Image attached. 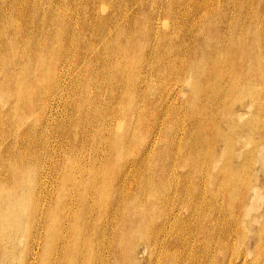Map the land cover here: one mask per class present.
Wrapping results in <instances>:
<instances>
[{
    "label": "rangeland",
    "instance_id": "obj_1",
    "mask_svg": "<svg viewBox=\"0 0 264 264\" xmlns=\"http://www.w3.org/2000/svg\"><path fill=\"white\" fill-rule=\"evenodd\" d=\"M22 1H24V3ZM75 1L77 3L75 2V4H74V0H66V1H64V0H62V1L61 0H32V1L31 0H26V1L25 0H20V1L19 0H16V1L15 0L14 1L13 0H0V24H2V25H0V42H1L0 43V89H1L0 90V158H1L0 163L1 164L0 165L4 164L3 166H0V173H1L0 174L1 175L0 176V238L3 237L0 239V243H2V245L0 244V247H1L0 252H1V250H2V252L7 251V250H8L7 252L10 251L9 255L12 257L11 259L14 260V261H12L11 264H13L14 262H15V264H89V263L93 264L92 262H89V263L86 262V259H87L86 252L88 253L87 248L89 246L88 245L89 237L94 236L95 244L96 245L98 244V247L94 253L92 251L88 255L93 256L94 258H97L100 255V257L103 259L106 256L107 264H117V263L118 264H134V262H133L134 259H131L130 256L135 257L138 260L136 264H138V263L139 264H149L148 263L149 253L147 254V252H149V251H147V252H146V250L144 251V246H143L144 243L146 241H149V240H150V244H149L150 246L149 247L153 251V254L149 258L150 260L153 261V263L151 262L152 264H156V263L157 264H164L163 263L164 261L161 260L162 259L161 257L163 256V253H164L163 250H165V249H166V251H172L171 253H175V252L179 253V254L177 253L178 255L176 254L177 255V259L175 262L176 264L178 263V260H179V262L181 260L182 264H222L223 260L221 258V253H222L221 247H222L224 242H225L226 246H228V248H229L228 252H225V254L226 253H227V255L232 254L231 258L233 260H235L236 255H240V254L242 255L244 253L245 245H246V243L249 242L246 240L247 239L246 234H249L248 233L249 232L248 231V228H249L248 219L251 217V215L253 216V214L255 213L254 209H251L249 211V213L247 212V205L249 204L248 200H245L246 202L240 205V199H242V192L241 191H242L243 184H245V183H251L253 185L257 184L258 186H260V188H261L260 190L263 191V193H264V176H263L264 175V173H263L264 172V170H263L264 169V163H263V161H264V145H263L264 144L263 143L264 138L263 139L261 138V137H264V94H263L264 93V64H263L264 55H263L262 51H260V49L258 50V48H255L254 44H252L251 39H247V41L245 43L244 42L239 43L238 23L245 22L247 24L251 19V15H252L251 12L255 13L253 15V20L255 19L254 17H256L258 14L261 15V13L264 10V7H263V9H259V8H257L256 5H259V2H260L262 4V6H264L263 5L264 0H260V1L259 0H251V1L245 0L247 2V4H249V5H247L246 2L243 0H231V1L230 0H219V1L217 0L218 2L216 0H202V1L201 0H187V1L186 0L185 1L184 0H181V1L180 0H154V1H152V0H115V1L114 0L113 1L106 0L105 6H108V5L109 6L104 7V8H106L105 10H102L99 8L100 10L98 9V11H99L97 13L98 15L96 16V18L94 16L95 19L92 18L93 20L91 19L90 15L88 13H86L87 12L86 9H88V8H85L86 4L88 5V2L90 0H75ZM168 1H169L170 7L167 6ZM177 1L179 3H177ZM27 2L29 5L27 4ZM113 2H116V3H113ZM121 2H122V4H121ZM162 2L166 3V4H164V5H166L164 7V10L162 8ZM194 2H196V3H194ZM202 2H204V3H202ZM205 2L210 7H215L217 4L220 3L222 11L224 10L225 5L230 7L229 9L232 10V14H233L232 17L235 20H237L238 23L235 22L232 29L230 30V28H229L230 21L228 19L230 18V20H231V17L229 16V18L227 20H225L226 18L220 19V17H219L220 15L218 13H216L217 9L216 10H214V9L210 10V11H212L208 15L210 17H208L207 15H204V16H206V17H204L202 14L204 12H206L205 11L207 9L206 7H208V6H206ZM11 3H12V5H11ZM36 3H38V4H36ZM118 3H120V4H118ZM175 3H177L178 5ZM47 4H48V6L54 4L53 9L49 10L47 8L48 7ZM116 4H117V6H115ZM199 4H200V6H199ZM244 4H246L247 6ZM18 5L19 6L21 5V6L19 7ZM44 5H45V7H44ZM56 5L58 7H56ZM69 5H71V7ZM82 5H83V8H82ZM195 5H196V7H195ZM1 6H2V8H1ZM63 7H65L66 9ZM76 7L78 9H76ZM123 7H125V9ZM126 7H128V8L126 9ZM13 8H15V9H13ZM69 8L71 9V11L69 10ZM175 8H177V9H175ZM31 9H32V11H31ZM60 9L61 10L63 9L62 10L63 12ZM118 9H120V10H118ZM187 9H188V11H187ZM65 10H67V11H65ZM77 10H78V12H77ZM80 10H82V11H80ZM248 10H249V12H248ZM10 11H11V13H10ZM13 11H14V13H12ZM21 11L23 14L21 13ZM29 11H31V12H29ZM35 11H36V13H34ZM83 11H84V13L82 15ZM103 11H105V12H103ZM125 11L128 13H126ZM175 11L176 12L179 11L178 13H179V15L180 14L181 15L179 16V15L175 14L176 13ZM181 11H182V13H181ZM190 11H191V13L193 11L194 12L191 14ZM196 11H197V13H196ZM222 11H221V14L223 13ZM17 12H18V14H17ZM73 12H76V13H73ZM112 12L116 13V14L114 13L115 17L113 14L114 21H113V19L108 18V13H112ZM123 12H124V14H123ZM29 13L31 16L28 15ZM159 13H161V14H159ZM229 13H230V11H229ZM241 13H242V15H241ZM1 14H3V15H1ZM24 14H26V15H24ZM66 14H67V16H66ZM75 14H76V16H75ZM189 14H191V15H189ZM198 14H199V16H198ZM10 15H11V17H10ZM27 15H28V17H27ZM34 15H35V17H34ZM59 15H60V18H59ZM105 15L107 16V18H105ZM217 15H219V16H217ZM234 15H235V17H234ZM8 16L10 19V23L12 21L11 24H13L12 25L13 28L12 27L7 28V24L9 26V23H7L8 19H5V18L6 17L8 18ZM124 16L127 18L125 19ZM239 16H240V18H239ZM16 17H18L19 19ZM32 17H34V18H32ZM77 17H78V20H77ZM180 17H183V18H180ZM199 17H200V19H199ZM3 18L6 20V22ZM11 18H12V20H11ZM35 18L37 21L34 20ZM67 18L69 19V21ZM73 18L76 21H73L74 20ZM245 18H247L248 20ZM51 19H52V21H51ZM190 19L193 21H191ZM56 20H57V22H56ZM197 20H198V22H197ZM83 21H86L87 25H86V22H83ZM125 21H126V23H125ZM173 21L174 22L178 21V23L175 24L176 22L174 23ZM94 22H96V23L94 24ZM104 22H106L107 24H105ZM127 22H128V24H127ZM34 23H36V24L34 25ZM82 23H83V25H81ZM150 23H152V24L150 25ZM193 23H195V24H193ZM74 24H75V28H74ZM91 24L93 26L94 25L95 26L93 27ZM14 25L19 29L14 30ZM17 25L21 26V27H18ZM170 25L174 26V27H171ZM175 25L177 27H175ZM190 25H191V28H190ZM194 25H195V27H194ZM43 26H44V28H43ZM82 26H85V27H82ZM101 26L102 27L105 26V27L102 28ZM121 26L122 27L124 26L125 28L124 27L122 28ZM4 27H6V28H4ZM90 27H91V29H90ZM113 27H114V29H113ZM126 27H129V28L127 29ZM222 27H225L227 32L229 30L232 32L230 34L231 39H227V33L225 32L223 35H221L220 41H218V43H213L214 41H212V39H213L215 33L217 32L216 30L218 28H222ZM3 29H6V30H3ZM48 29H50V30H48ZM51 29L54 31H52ZM103 29L104 30L107 29L108 31L107 30L104 31ZM22 30H23V32H22ZM82 30H83V32H82ZM99 30H100V32H99ZM172 30H174V31H172ZM31 31H32V33H31ZM44 31L47 33H45ZM49 31H50V33H49ZM214 31H215V33H214ZM39 32H40V34H39ZM104 32H107V33H104ZM176 32H177V35H176ZM15 33H17L16 36H15ZM82 33L87 34V35H83ZM165 33H170L169 34L170 36H168L169 39L164 38ZM5 34H6V36H5ZM2 35H3V37H2ZM91 35H92V38H91ZM174 35L176 36V38ZM181 35H183V36H181ZM20 36H22V37L20 38ZM32 36L34 37V39H36L37 38L36 36H38V40L36 39L37 42L31 41ZM101 36L102 37L104 36L103 37L104 40L101 39ZM138 36H139V38H138ZM149 36H150V38H149ZM8 37L10 39H8ZM29 37L31 38V40ZM40 37L41 38L46 37V38H44L42 40ZM106 37L109 39H107ZM151 37H152V40H151ZM183 37H184V39H183ZM188 37H191V38H188ZM86 38H88V41ZM97 38L101 39V41L97 40ZM75 39H76V41H75ZM142 39H143V41H142ZM146 39L147 40L150 39V40L147 41ZM175 39L177 40V42L180 39L183 40V41L180 40V42L181 41L183 42L182 47L179 45H176L177 42ZM16 40H18V41L21 40V44L18 45V42ZM94 40H96V41L93 42ZM108 40H110V41H108ZM174 40L176 43L174 42ZM47 41H48V43H46ZM66 41H70V42L67 43ZM72 41L74 44L72 43ZM105 41H106V44H105ZM187 41H189L190 43ZM43 42H45V44H41ZM89 42H92L93 45ZM96 42H98L99 44ZM227 42H228V44H227ZM153 43H155V44L157 43V44L153 45ZM185 43H187V44H185ZM210 43H211V45H210ZM81 44L82 45L85 44V45L82 46ZM102 44H103V46H102ZM28 45H30V46H28ZM42 45H45V46L47 45V46L45 47ZM97 45H99V46H97ZM243 45H245V46H243ZM1 46L3 48L2 50H1ZM69 46H71V47H69ZM110 46H111V48H110ZM140 46H141V48H140ZM156 46L159 48L157 49ZM235 46H236V48H235ZM132 47L134 50L132 49ZM148 47H149V49H148ZM67 49H69V50H67ZM72 50H73L74 54L72 53ZM152 50H153V52H152ZM162 50H163V52H161ZM186 50L188 51V53H186ZM148 51H150V52H148ZM66 52H68V53H66ZM70 52L72 53V55ZM79 52H80V54H79ZM93 52L95 53L94 55L92 54ZM107 52H108V55H107ZM147 53L149 54V56H147L148 55ZM170 53H171V55H170ZM240 53H242V54H240ZM96 54L98 56H95ZM104 54H105V56H104ZM151 54H153L154 56ZM106 55H107V57H106ZM243 55H244V57H243ZM165 56H166V59H165ZM234 56H235V58H234ZM260 56H262L263 58H261ZM26 57H27V59H26ZM62 57H65V58L63 59ZM70 57H71V59H70ZM85 57H87V58H85ZM113 57L114 58L117 57V58L114 59ZM146 57L149 61L146 59ZM32 58L37 59V60L32 61ZM101 58H103V59H101ZM168 58L171 60L170 62H169ZM247 58H248V60H247ZM65 59H66V61H64ZM67 59L70 61H68ZM110 59H112V60H110ZM255 59H256V61L253 62V60H255ZM258 59H260L262 61L261 64L258 62ZM101 60L104 62L105 65L103 64V62ZM69 62H70V64H69ZM94 62H96V63H94ZM19 64H20V66H19ZM94 65L95 66L97 65V66L95 67ZM111 66H112V69L110 68ZM209 66L212 68H210ZM11 67L13 70L11 69V71H10L11 74H10L8 68H11ZM15 68L17 70H15ZM65 68H67V71ZM240 68H241V70H240ZM93 69H95V71ZM101 69H102V71H100ZM145 69H147V70H145ZM68 70H70V72ZM75 70L77 71V73L79 72L78 75H77ZM81 70L83 72H80ZM63 71H65V72H63ZM179 72L181 75L179 74ZM63 73H65L66 75ZM32 74H33V76H32ZM236 74H237V76H236ZM101 75L104 78L101 77ZM202 75H204V76H202ZM243 75H245L244 78H242ZM58 76H59V79H57ZM151 76H153V78H151ZM171 76L172 77L177 76L178 79L177 78L176 79L178 81L176 80V83L172 87H169L167 93L164 94L162 96V98H160V91L161 92L163 91V88H164L163 85L165 86V83L167 84L168 80L171 79ZM31 77H32V79H31ZM64 77H66V78H64ZM13 78H14V80H13ZM27 78H29V79H27ZM67 78H69V80H71L72 78L73 79L70 82V81H68ZM96 78H98V79H96ZM9 79H11V80H9ZM64 79H66V80H64ZM223 79H225V80L223 81ZM4 80H6V81H4ZM133 80H136V81H133ZM219 80H221V81H219ZM55 81H58V83H55ZM96 81H97V83H96ZM108 81H109V83H108ZM206 81H209V82H206ZM78 82H79V84H78ZM81 82H82V84H80ZM12 83H13V85H12ZM70 83H71V86L69 85ZM120 83H121V85H120ZM162 83H164V84H162ZM76 84H77V86H76ZM106 84L107 85L109 84V85L107 86ZM185 84L187 87L185 86ZM35 86H36V90H35ZM63 86H64V88H63ZM74 86H76V88ZM161 86H162V88H161ZM201 86H203V87H201ZM16 87H17V89H16ZM114 87H116V89ZM2 88L4 90H2ZM55 88H57V89L55 90ZM61 88L64 90H62ZM72 88H75V89L72 90ZM98 88H100V89L97 91ZM49 89L53 90L52 92L57 93L56 96L60 93L59 94L60 97L58 95L56 98L55 94L52 92L49 93L50 97H49V95H47V98L42 97V95H45L46 92L49 91ZM94 89H96V91ZM103 89L105 90V92ZM189 89H190V91H189ZM218 89H220V91ZM57 90H59V91H57ZM72 91H73V94L71 93ZM212 91H214V92H212ZM235 91H236V93H235ZM245 91H247V92H245ZM76 92H78V93H76ZM98 92H99V94H98ZM179 92H180V94H179ZM183 92H186V93L184 94ZM200 92H201V94H200ZM225 92H226V94H225ZM191 93H193V94L191 95ZM208 93H210V94L208 95ZM20 94H21V96H20ZM51 94H52V96H51ZM92 94L95 95V97ZM140 94H142V95H140ZM23 95H25V96H23ZM73 95H74V97L75 96H77V97L73 98ZM100 95H101V97H100ZM182 95H184V96H182ZM205 95H207L208 97ZM11 96L13 99L11 98ZM34 96L37 99L38 98L39 99L36 101V104H34V106L32 107L30 105H31V102L33 101ZM37 96H39V97H37ZM66 96H67V98H65ZM141 96H142V99H141ZM167 96H169L168 99H167ZM177 96L179 98H177ZM192 96H193V98H192ZM211 96L213 99L211 98ZM63 97L66 99V100L64 99L65 101L63 100ZM69 97L70 98L72 97V98L70 99ZM105 97L107 99H105ZM109 97H111V98H109ZM121 97L124 98V101H123V99H121ZM183 97H184V99H183ZM60 98L62 99V101ZM207 98H209V99H207ZM210 98H211V100H210ZM227 98L230 99V101ZM199 99H200V101H199ZM157 100H158V104H157ZM176 100H178L179 103ZM233 100H236V101H233ZM52 101L54 103H56V105H54V103H52ZM219 101H221V102H219ZM180 102H181V104H180ZM34 103H35V100H34ZM84 103H86V104H84ZM165 103H168V104L166 105ZM172 103H173V105H172ZM189 103L191 106L188 105ZM229 103H231V105ZM242 103H244V104H242ZM164 104H165V106H164ZM61 105H62V107H61ZM203 105H205V107H203ZM217 105H218V107H216ZM159 106H160V108H159ZM166 106H168V107H166ZM188 106H189V108H188ZM225 106H226V108H224ZM100 107H101V109H100ZM7 108H9V109H7ZM26 108H27V110H26ZM184 108H186V110ZM227 108H228V110H227ZM229 108H232V109H229ZM50 109L53 113H51ZM54 109H55V111H54ZM60 109L62 112L59 111ZM63 109L65 110V112H63L64 111ZM85 109L87 110L88 113L86 112ZM91 109H92V111H91ZM153 109H155L156 112ZM225 109L228 112H225L224 111ZM56 110H58V111H56ZM74 110H75V112H74ZM79 110L81 111L82 114L80 113ZM176 110H177V112H176ZM187 110H189V111H187ZM201 110H202V112H201ZM249 110H250V113H249ZM222 111L225 113H223ZM46 112H48V113H46ZM109 113H111V114H109ZM115 113H116V117H114ZM165 113L167 115H165ZM176 113H178L179 115ZM188 113H190V114H188ZM212 113L215 115H219V116L216 117ZM220 113H222L224 116L221 115ZM44 114H45V116H44ZM47 114L49 115V117L50 116L51 117L49 118L47 116ZM61 114H62V116H61ZM83 114H85V115H83ZM161 114L164 117H161ZM255 114H256V116H255ZM8 115H9L10 119H9ZM26 115H28V116H26ZM68 115H70V116H68ZM88 115H89V117H88ZM169 115H170V117H169ZM172 115H174V116L177 115L176 116L177 118L175 117L176 119H174V116H172ZM54 116L56 117L55 119H54ZM59 116H60V118H59ZM186 116H188V117H186ZM45 117H47V118H45ZM86 117L88 120L87 119L85 120ZM234 117H235V119H234ZM61 118L65 122L62 121ZM73 118L74 119L76 118L75 119L76 122ZM162 118H164V119H162ZM194 118H195V121H194ZM41 119L43 122H41ZM53 119H54L53 122H55V123H52ZM93 119H94V122L92 121ZM161 119L163 120V122L161 121ZM60 120L62 123L60 122ZM68 120L72 121V122H69ZM90 120L92 122H90ZM157 120H158V122H157ZM209 120H211V122ZM7 121H8V123H7ZM57 121H59L61 125H59V123L56 124ZM79 121H80V123H79ZM152 121L154 122V124L155 123L156 124L154 125L152 123ZM191 121L194 123H192ZM203 121L206 123H204ZM67 122H68V124H67ZM174 122H176V123H174ZM177 122H178V124H177ZM185 122H187L188 124ZM45 123L47 126L45 125ZM63 123H64V125H63ZM71 123L74 125H72ZM117 123H118V125H117ZM157 123H158V125H157ZM170 123H171V125H169ZM29 125H31V126L29 127ZM43 125H44V128H43ZM111 125H112V127H111ZM39 126H41V127H39ZM53 126H57V127H53ZM119 126H120V128H118ZM170 126H172V127L174 126V127L172 128ZM176 126H177V128H176ZM196 126H198V127H196ZM159 127L161 130L159 129ZM192 127H194V129ZM199 127L200 128L202 127V128L200 129ZM40 128H42V130ZM55 128L58 131H55L56 130ZM60 129L64 130V131H61ZM169 129H171V130H169ZM178 129H179V131H178ZM182 129L184 130V132ZM50 130H53V131H50ZM68 130H69V132H68ZM71 130L73 131V133ZM131 130H133L132 133H131ZM162 130L164 131V133ZM12 131L14 132V134ZM43 131H45V132H43ZM174 131L177 134L176 133L173 134ZM141 132H143V133H141ZM27 133H28V135H27ZM33 133H34V135L32 136ZM53 133H55V136ZM171 133L173 134V137H172ZM48 134H49V136L47 137ZM77 134H79V135H77ZM111 134H113V135H111ZM152 134L155 137L152 136ZM165 134L167 135V138H166ZM256 134H258V135H256ZM44 135H46V136H44ZM174 135H176V136L174 137ZM180 135H183V137ZM24 136H26V137H24ZM27 136H29V139H27L29 144L31 143L33 145V147L31 144H30L31 147L29 146V144H25L27 141L26 138H28ZM38 136H39V138L40 137L41 138L39 139ZM50 136H52V137H50ZM129 136H131V138H128ZM161 136H162V138H161ZM169 136L171 137V139H168V138H170ZM242 136L244 138H242ZM158 137H160V138H158ZM178 137H181V138H178ZM257 137H258V139H257ZM30 138H31V140H30ZM46 138H47V140H46ZM48 138H50V139H48ZM163 138H165V139H163ZM221 138H223V140ZM259 138H260V140H259ZM22 139H23V141H21ZM41 139H42V141L44 140L46 142L45 143L42 142ZM55 139H57V142ZM124 139H125V141H124ZM167 139H168V142L166 141ZM29 140L32 142H30ZM129 140H131V141H129ZM39 141H40V143H39ZM78 141H80V142H78ZM152 141L154 142V144ZM171 141H174L176 143L173 142L175 145L172 144L173 145V147H171L172 150L170 149V152H172V154L170 156L169 148L171 145V143H170ZM186 141L188 144L186 143ZM210 141H211V143H210ZM20 142H22V143H20ZM161 142H163V143H161ZM33 143L36 146H34ZM261 143H262V145H261ZM40 144L42 146H44L46 150H41V149H44V147L42 148ZM50 144L51 145L55 144L53 147V150H52V146ZM90 144L92 147L90 146ZM158 144L159 145L161 144L160 147H158L159 146ZM259 144H260V146H259ZM148 145L151 148L147 147ZM144 146H145V148H143ZM46 147H48V150ZM174 147H176L177 150H176V148L174 149ZM183 147H185V149ZM38 148H40V149H38ZM149 148L151 150H149ZM187 148L188 149L190 148V149L188 150ZM193 148H195L196 150ZM240 148H242V149H240ZM32 149H33V151H32ZM34 149L36 152L34 151ZM50 149H51V153H50ZM64 149H65V151H63ZM186 149L188 151L194 150L196 153H193L194 151L193 152L191 151V154H190V152H188L189 154L187 156L186 155L187 154ZM16 150L18 151V153ZM20 150H22L21 153H20ZM23 150H24V152H23ZM38 150H40V151H38ZM60 150L63 152H61ZM134 150H136V151H134ZM240 150H242V151H240ZM42 151H43V153H42ZM47 151L51 154V156ZM67 152L69 153V155ZM38 153H39V155H38ZM168 153H169V155H168ZM27 154L29 157L27 156ZM33 154L35 157L33 156ZM47 154H49V155H47ZM175 154L177 157L174 156ZM192 154L195 156V158L193 157ZM18 155H19V158H18ZM20 155H23V156L25 155V156L21 157ZM40 155H41V157H39ZM142 155H143V157H142ZM149 155H150V157H149ZM166 155H168V156L166 157ZM184 155H186L185 158H184ZM30 156H32V158ZM36 157L38 158V162H37ZM171 157H173V158H171ZM186 157H189V159H190V160L188 159L189 164H195L196 171L199 170V172H197V173L194 172L191 174V176H189V178L191 180H193L192 183L194 185H199L202 189H204L203 186H205V188H206V190L201 191L202 196H203L202 197V199H203L202 204L197 205L196 201L194 202L195 205L198 208H200V209H197L196 213L198 214V211L199 212L201 211L200 212L201 217H206L208 214L207 212L210 213L211 210H213V208H215V209H218V211H219V209H221L222 213L220 215L224 216L223 214H226L225 216H226L227 220H228L230 215H232L234 217L238 215L236 217V221L238 223L237 226L239 227V225H241V226H244L246 228L245 232H244L245 233L244 237L241 236L242 235L241 231L240 232L237 231V235H236L237 238L234 236L232 237V239L223 238L222 234H223V232H224L223 230L225 229L226 226H225V224L223 222V218L221 216L211 217V218L204 221V226L207 225V227H208L207 228V238L208 239L206 237L200 235V234H196L195 231L193 232L191 230L193 226L200 223V222H198V221H201L199 218H198V220H195L193 222V224H192V222L187 224V222L181 221L182 218L180 217L174 222V224L176 226V229L178 230V234H180V238H181L180 240H183L184 238H185V242L187 240L186 245L187 246L189 245V247H188L189 251L185 252L186 254L185 253L183 254V252H184L183 249H182V251L180 249V248H182L181 245L170 244V245H166L168 247L163 248V246H160L159 244L156 243V240H155L156 236H154V237H152V236H153V233L154 234L156 233V231H155L156 229L154 228V224L157 225L160 222L161 216L158 215V211H159V208H161V209L164 208L165 210L167 209L166 207H164L163 202H160L157 200L158 199L157 197H160V194H161L159 191V182L161 180L163 167H165V169L163 171H165V170L167 171V168H168L167 162L171 161L170 167H171V172H172V170L174 171V173H172V174H174V176H176V174L177 175L186 174V172L189 170V167H187V165L184 164L185 159L187 160ZM241 157H242V159H241ZM28 158H29V160H28ZM177 158H179V159H177ZM193 158L195 159L196 162L194 161ZM20 159H22V160L26 159L27 161L26 160L20 161ZM32 159H33V161L35 159L36 163L33 161H32L33 162L32 163L31 162ZM39 159H40V161L41 160L42 161L40 162ZM131 159H132V161H131ZM191 159H193V161ZM129 160L132 162L133 165L130 164L131 162ZM138 160H139V162H138ZM141 160H143L144 165L139 164ZM2 161L4 163H2ZM5 162H6L7 166H6ZM61 162H62V164H61ZM135 163H137V164H135ZM233 163H235L236 166ZM106 164H107V166H106ZM41 165L42 166L44 165V166L42 167ZM125 165H127V166H125ZM198 165L200 167H198ZM25 166H27V167L25 168ZM137 166L138 167L140 166V167L138 168ZM129 167H131V168H129ZM170 167L168 170V172H169L168 174L171 173ZM144 168H145V170H144ZM254 168H255V170H254ZM129 169L131 170V173H130ZM209 169H211V170H209ZM120 170H121V173H125V174L130 173L132 175L131 179L135 178V181H131V179H130V182L135 183L133 185H137L138 186L137 188H139L142 185L139 189H137L134 186L137 191L135 190V192L130 197H128V199L125 200L124 203H121L119 201V199L116 196V193L112 191V187H111V183H112V179L114 178V175L118 174V171L120 172ZM114 171H116V172H114ZM152 171H153V173H152ZM247 171H249V173H247ZM25 174H28V176H26ZM223 176H225L226 179ZM194 177H197V178H194ZM198 177H200V178H198ZM238 177H239V179H238ZM240 177H242V178H240ZM200 179L201 180L203 179L204 181L203 180L201 181ZM231 179L234 180L235 185L232 186V184L230 183V185L225 186V184H223L224 181H226V180L231 181ZM141 182H142V184H141ZM182 182H183V179H182ZM203 182L206 185H204ZM238 185H239V187H238ZM126 186H128V185H126ZM18 187H19V189H18ZM15 188H17L18 191H16ZM227 195H229V196L227 197ZM211 196L213 199L211 198ZM187 200H188V202L192 201V199H190L187 196L185 198V200L178 201L180 203L176 202V204H174V205H176L177 209L179 210V213L180 214L182 213V216L184 215L185 217L187 216L186 207L188 204L185 205L186 203H188ZM212 203H213V205H212ZM161 204L163 206L159 207V206H161ZM177 204H180V206H182V207H180L179 205L177 206ZM236 205H237V207H236ZM184 206H185V208H184ZM168 207H169L168 209H170L169 205H168ZM230 207H233V209ZM225 208H226V210H225ZM243 208H245V209H243ZM168 209L166 211H169ZM177 209H176V211H178ZM42 210L45 213L44 218H41V216L39 214ZM19 211H20V213H19ZM242 212H244V213H242ZM216 214L219 215V212H217ZM173 215L167 214V217L170 218L171 221L175 220ZM227 215H229V216H227ZM16 216H19V217L17 218ZM142 217H143V219H142ZM145 220H146V222H145ZM28 221H29V223H28ZM17 223H20L18 225V227L16 225ZM46 224L48 225V227L51 228L52 233L51 232L47 233ZM178 225L180 226V227H178L179 229L177 228ZM254 225L255 224H253L251 227H253ZM261 225H263V229L260 230ZM185 226H186V228H185ZM187 226L189 227V229L191 228L190 229L191 235L189 238L186 239V237L188 235V234H186L187 233L186 230L189 231ZM200 226H201V223L198 226L197 230L200 228ZM254 229L259 231V233H260L259 238L257 240L259 252L258 251L255 252V257L247 258L246 264H263V262H264V252H263L264 251V249H263L264 248V242H263L264 241V238H263L264 237V217L263 216L260 217L259 223L256 224V226H254ZM137 232H139V233H137ZM33 233L35 234V236ZM163 234H161L160 236L166 240L167 239L170 240V237L168 238V236L172 235L173 233L170 232L167 237H165L167 234H164V235ZM183 234L184 235L186 234L185 235L186 237H183ZM135 236H136V238H135ZM22 237H24V238H22ZM240 238H242V239H240ZM135 239H136V241H135ZM248 240H250V242H252L251 239H248ZM151 241H153V242H151ZM7 242H8V244H7ZM42 242H44V243H42ZM152 243L154 244L155 247L157 246L158 248L153 247ZM261 245H263V246H261ZM135 246L138 249L137 248L134 249ZM11 247H13V248H11ZM30 247H34V249L30 248ZM169 248H170V250H168ZM183 248H185V247H183ZM205 248L207 250H205ZM102 249H104V250H102ZM132 249H133L134 256L131 255V253H130ZM175 249L177 251H174ZM156 250H159V251H156ZM11 251L13 254L11 253ZM124 253H126V254H124ZM127 253H129V254H127ZM157 253H159V254H157ZM106 254H109V255H106ZM154 254H155V256H154ZM187 257H189L191 259L194 258V259H193V261H191V260L187 261V259H186ZM170 261H172V262H167V263L168 264L174 263V260H172V258Z\"/></svg>",
    "mask_w": 264,
    "mask_h": 264
},
{
    "label": "bare ground",
    "instance_id": "obj_2",
    "mask_svg": "<svg viewBox=\"0 0 264 264\" xmlns=\"http://www.w3.org/2000/svg\"><path fill=\"white\" fill-rule=\"evenodd\" d=\"M14 1V0H13ZM16 1V0H15ZM20 1V0H19ZM26 1V0H25ZM32 1V0H31ZM62 1V0H61ZM64 1H66V0H64ZM111 1H113V0H111ZM115 1V0H114ZM152 1H154V0H152ZM181 1V0H180ZM185 1V0H184ZM187 1V0H186ZM202 1V0H201ZM217 1V0H216ZM219 1V0H218ZM217 1V2H218ZM231 1V0H230ZM243 1H245V0H243ZM251 1V0H250ZM260 1V0H259ZM258 1V2H259ZM23 3H24V1H22ZM50 2V1H49ZM72 2V1H71ZM75 0H74V4H75ZM83 2V1H82ZM119 2V1H118ZM123 2V1H122ZM122 2H121V4H122ZM129 2V1H128ZM132 2V1H131ZM130 2V3H131ZM160 2V1H159ZM175 2V1H174ZM189 2V1H188ZM199 2V1H198ZM246 2V1H245ZM244 2V3H245ZM254 2V1H253ZM8 3V2H7ZM14 3V2H13ZM53 3V2H52ZM77 3V2H76ZM100 3V4H99ZM111 3V2H110ZM113 3H116V2H113ZM124 3V2H123ZM154 3V2H153ZM177 3H179L178 1H177ZM177 3H175V4H177ZM187 3V2H186ZM194 3H196V2H194ZM202 3H204V2H202ZM211 3V2H210ZM213 3V2H212ZM215 3V2H214ZM231 3V2H230ZM264 3V2H263ZM20 4V3H19ZM27 4H28V2H27ZM36 4H38V3H36ZM43 4V3H42ZM50 4V3H49ZM118 4H120V3H118ZM128 4V3H127ZM164 4H166L165 2H162V8H163V10H164V7L166 6V5H164ZM198 4V3H197ZM205 4H206V6H208V7H206L207 9L205 10L206 12H204L202 15L204 16V15H209V13L210 12H212V11H210V10H212V9H214V10H216L217 9V12L216 13H218L219 15H217V16H219L220 17V19L221 18H223V19H225V20H227L228 18H229V16L231 17V20H230V18L228 19L229 21H230V24H229V28H230V30L232 29V27H233V25H234V23L235 22H237V20H235L232 16H233V14H232V10L231 9H229L230 7H228V6H226L225 5V8H224V10L222 11L221 9V5H220V3L219 4H217L215 7H210L206 2H205ZM224 4V3H223ZM236 4V3H235ZM246 4H247V2H246ZM246 4H244V5H246ZM10 5V4H9ZM11 5H12V3H11ZM15 5V4H14ZM26 5V4H25ZM29 5V4H28ZM73 5V4H72ZM106 5V0H90L89 2H88V5L86 4V6H85V8H88V9H86L87 10V12L86 13H88L89 15H90V17H91V19L93 18V19H95L96 18V16L98 15L97 13L99 12L98 11V9L100 8V9H102V10H105L106 8H104V7H108V6H105ZM178 5V4H177ZM185 5V4H184ZM204 5V4H203ZM231 5V4H230ZM247 5H249V4H247ZM246 5V6H247ZM252 5V4H251ZM264 5V4H263ZM19 6V5H18ZM21 6V5H20ZM19 6V7H20ZM23 6V5H22ZM27 6V5H26ZM47 6H48V4H47ZM53 6H54V4L53 5H50V6H48L47 8L49 9V10H52L53 9ZM65 6V5H64ZM70 7H71V5H69ZM78 6V5H77ZM115 6H117V4L115 5ZM121 6V5H120ZM167 6L168 7H170V5H169V1H168V3H167ZM173 6V5H172ZM199 6H200V4H199ZM232 6V5H231ZM234 6V5H233ZM257 6V8H259V9H263V7L264 6H262V4L259 2V5H256ZM16 7V6H15ZM44 7H45V5H44ZM56 7H58L57 5H56ZM55 7V8H56ZM60 7V6H59ZM66 7V6H65ZM65 7H63V8H65ZM112 7V6H111ZM182 7V6H181ZM195 7H196V5H195ZM198 7V6H197ZM253 7V6H252ZM1 8H2V6H1ZM22 8V7H21ZM25 8V7H24ZM27 8V7H26ZM31 8V7H30ZM33 8V7H32ZM75 8V7H74ZM81 8V7H80ZM82 8H83V5H82ZM84 8V9H85ZM104 8V9H103ZM124 9H125V7H123ZM122 8V9H123ZM128 7H126V9H127ZM131 8V7H130ZM202 8V7H201ZM13 9H15V8H13ZM12 9V10H13ZM28 9V8H27ZM66 9V8H65ZM76 9H78L77 7H76ZM75 9V10H76ZM99 9V10H100ZM117 9V8H116ZM123 9V10H124ZM175 9H177V8H175ZM180 9V8H179ZM183 9V8H182ZM191 9V8H190ZM194 9V8H193ZM242 9V8H241ZM258 9V10H259ZM19 10V9H18ZM24 10V9H23ZM58 10V9H57ZM56 10V11H57ZM61 10V9H60ZM63 10V9H62ZM61 10V11H62ZM69 10L71 11V9L69 8ZM74 10V11H75ZM111 10V9H110ZM113 10V9H112ZM115 10V9H114ZM118 10H120V9H118ZM134 10V9H133ZM181 10V9H180ZM184 10V9H183ZM192 10V9H191ZM197 10V9H196ZM223 12L222 14H221V11ZM240 10V9H239ZM251 10V9H250ZM20 11V10H19ZM28 11V10H27ZM31 11H32V9H31ZM31 11H29V12H31ZM65 11H67V10H65ZM69 11V12H70ZM80 11H82V10H80ZM85 11V10H84ZM84 11L82 12V15H83V13H84ZM187 11H188V9H187ZM229 11H230V13H229ZM242 11V10H241ZM260 11V10H259ZM2 12V11H1ZM16 12V11H15ZM41 12V11H40ZM63 12V11H62ZM77 12H78V10H77ZM101 12V11H100ZM103 12H105V11H103ZM118 12V11H117ZM126 12V11H125ZM154 12V11H153ZM173 12V11H172ZM176 12V11H175ZM179 12V11H178ZM178 12H176L175 14H177V15H179V13ZM194 12V11H193ZM192 12V13H193ZM247 12V11H246ZM248 12H249V10H248ZM7 13V12H6ZM10 13H11V11H10ZM12 13H14V11L12 12ZM21 13H22V11H21ZM26 13V12H25ZM28 13V12H27ZM34 13H36V11L34 12ZM33 13V14H34ZM47 13V12H46ZM61 13V12H60ZM59 13V14H60ZM73 13H76V12H73ZM115 13V12H114ZM113 12L112 13H108V18H110V19H113L114 17H115V14H114ZM126 13H128V12H126ZM181 13H182V11H181ZM189 13V12H188ZM187 13V14H188ZM190 13H191V11H190ZM191 13V14H192ZM196 13H197V11H196ZM195 13V14H196ZM234 13V12H233ZM252 13V15H251V19H250V21L246 24L245 22H243V23H238V27H239V43H241V42H246L247 41V39H251L252 40V44H254V46H255V48H258V50L260 49V51H262V53H263V55H264V10H263V12L261 13V15L260 14H258L256 17H254L255 19L253 20V15L255 14L254 12H251ZM250 13V14H251ZM17 14H18V12H17ZM23 14V13H22ZM62 14V13H61ZM72 14V13H71ZM113 14H114V17H113ZM123 14H124V12H123ZM159 14H161V13H159ZM164 14V13H163ZM191 14H189V15H191ZM236 14V13H235ZM246 14V13H245ZM1 15H3V14H1ZM9 15V14H8ZM13 15V14H12ZM24 15H26V14H24ZM23 15V16H24ZM28 15H30V13L28 14ZM28 15H27V17H28ZM44 15V14H43ZM58 15V14H57ZM70 15V14H69ZM73 15V14H72ZM136 15V14H135ZM134 15V16H135ZM173 15V14H172ZM181 15V14H180ZM179 15V16H180ZM212 15V14H211ZM237 15V14H236ZM240 15V14H239ZM241 15H242V13H241ZM19 16V15H18ZM21 16V15H20ZM22 16V17H23ZM31 16V15H30ZM29 16V17H30ZM66 16H67V14H66ZM75 16H76V14H75ZM79 16V15H78ZM94 16H95V18H94ZM104 16V15H103ZM128 16V15H127ZM169 16V15H168ZM184 16V15H183ZM188 16V15H187ZM198 16H199V14H198ZM201 16V15H200ZM250 16V15H249ZM248 16V17H249ZM10 17H11V15H10ZM34 17H35V15H34ZM34 17H32V18H34ZM51 17V16H50ZM65 17V16H64ZM85 17V16H84ZM88 17V16H87ZM100 17V16H99ZM119 17V16H118ZM125 17V16H124ZM176 17V16H175ZM204 17H206V16H204ZM208 17H210V16H208ZM212 17V16H211ZM234 17H235V15H234ZM247 17V18H248ZM2 18V17H1ZM16 18H18V17H16ZM26 18V17H25ZM39 18V17H38ZM41 18V17H40ZM59 18H60V15H59ZM62 18V17H61ZM80 18V17H79ZM86 18V17H85ZM89 18V17H88ZM102 18V17H101ZM105 18H107V16L105 15ZM127 17H125V19H126ZM180 18H183V17H180ZM189 18V17H188ZM195 18V17H194ZM238 18V17H237ZM239 18H240V16H239ZM247 18H245V19H247ZM4 19V18H3ZM5 19H8V21H7V23H9V26H8V24H7V28L8 27H12L13 28V24H11L12 23V21H11V23H10V19H9V16H8V18L6 17ZM4 19V20H5ZM19 19V18H18ZM30 19V18H29ZM54 19V18H53ZM68 19V18H67ZM74 19V18H73ZM92 19V20H93ZM100 19V18H99ZM98 19V20H99ZM123 19V18H122ZM134 19V18H133ZM199 19H200V17H199ZM202 19V18H201ZM210 19V18H209ZM213 19V18H212ZM242 19V18H241ZM11 20H12V18H11ZM31 20V19H30ZM29 20V21H30ZM34 20H36V18L34 19ZM40 20V19H39ZM55 20V19H54ZM64 20V19H63ZM66 20V19H65ZM77 20H78V17H77ZM87 20V19H86ZM101 20V19H100ZM105 20V19H104ZM130 20V19H129ZM182 20V19H181ZM189 20V19H188ZM191 20V19H190ZM205 20V19H204ZM248 20V19H247ZM22 21V20H21ZM37 21V20H36ZM51 21H52V19H51ZM68 21H69V19H68ZM73 21H76L75 19L73 20ZM82 21V20H81ZM88 21V20H87ZM113 21H114V19H113ZM117 21V20H116ZM124 21V20H123ZM141 21V20H140ZM139 21V22H140ZM152 21V20H151ZM183 21V20H182ZM191 21H193V20H191ZM190 21V22H191ZM228 21V22H229ZM241 21V20H240ZM5 22H6V20H5ZM18 22V21H17ZM16 22V23H17ZM43 22V21H42ZM50 22V21H49ZM54 22V21H53ZM56 22H57V20H56ZM72 22V21H71ZM83 22H86V21H83ZM93 22V21H92ZM91 22V23H92ZM97 22V21H96ZM96 22H94V24L96 23ZM99 22V21H98ZM122 22V21H121ZM129 22V21H128ZM128 22H127V24H128ZM174 22V21H173ZM176 22V21H175ZM174 22V23H175ZM197 22H198V20H197ZM205 22V21H204ZM222 22V21H221ZM220 22V23H221ZM2 23V22H1ZM15 23V24H16ZM100 23V22H99ZM105 24H107L106 22H104ZM103 23V24H104ZM124 23V22H123ZM125 23H126V21H125ZM178 23V21L175 23V24H177ZM186 23V22H185ZM219 23V24H220ZM11 24V25H10ZM30 24V23H29ZM28 24V25H29ZM33 24V23H32ZM36 23H34V25H35ZM40 24V23H39ZM45 24V23H44ZM62 24V23H61ZM72 24V23H71ZM76 24V23H75ZM75 24H74V28H75ZM121 24V23H120ZM134 24V23H133ZM152 23H150V25H151ZM193 24H195V23H193ZM198 24V23H197ZM0 25H2V24H0ZM4 25V24H3ZM19 25V24H18ZM17 25V26H18ZM52 25V24H51ZM50 25V26H51ZM54 25V24H53ZM57 25V24H56ZM80 25V24H79ZM81 25H83V23L81 24ZM86 25H87V22H86ZM92 25V24H91ZM100 25V24H99ZM113 25V24H112ZM111 25V26H112ZM144 25V24H143ZM163 25V24H162ZM174 25V24H173ZM213 25V24H212ZM222 25V24H221ZM228 25V24H227ZM26 26V25H25ZM46 26V25H45ZM71 26V25H70ZM93 26V25H92ZM95 26V25H94ZM93 26V27H94ZM131 26V25H130ZM161 26V25H160ZM171 26V25H170ZM185 26V25H184ZM183 26V27H184ZM199 26V25H198ZM224 26V25H223ZM18 27H21V26H18ZM29 27V26H28ZM41 27V26H40ZM56 27V26H55ZM82 27H85V26H82ZM87 27V26H86ZM102 27V26H101ZM105 27V26H104ZM104 27H102V28H104ZM122 27V26H121ZM124 27V26H123ZM122 27V28H123ZM171 27H174V26H171ZM175 27H177L176 25H175ZM179 27V26H178ZM193 27V26H192ZM194 27H195V25H194ZM4 28H6V27H4ZM43 28H44V26H43ZM46 28V27H45ZM50 28V27H49ZM52 28V27H51ZM73 28V27H72ZM125 28V27H124ZM127 29L129 28V27H126ZM155 28V27H154ZM190 28H191V25H190ZM18 30L19 28H17L15 25H14V30ZM24 29V28H23ZM30 29V28H29ZM69 29V28H68ZM85 29V28H84ZM90 29H91V27H90ZM89 29V30H90ZM113 29H114V27H113ZM178 29V28H177ZM184 29V28H183ZM205 29V28H204ZM208 29V28H207ZM3 30H6V29H3ZM9 30V29H8ZM13 30V29H12ZM13 30V31H14ZM37 30V29H36ZM40 30V29H39ZM48 30H50V29H48ZM47 30V31H48ZM52 30V29H51ZM70 30V29H69ZM72 30V29H71ZM81 30V29H80ZM104 30V29H103ZM102 30V31H103ZM105 30H107V29H105ZM104 30V31H105ZM120 30V29H119ZM156 30V29H155ZM196 30V29H195ZM212 30V29H211ZM228 31L227 32V30H226V28L225 27H222V28H218L216 31V33H215V31H214V33H215V35H214V37H213V39H212V41H214L213 43H218V41H220V37H221V35H223L225 32L227 33V39H231V31ZM46 31V30H45ZM44 31V32H45ZM52 31H54V30H52ZM77 31V30H76ZM87 31V30H86ZM85 31V32H86ZM94 31V30H93ZM97 31V30H96ZM108 31V30H107ZM172 31H174V30H172ZM193 31V30H192ZM2 32V31H1ZM12 32V31H11ZM15 32V31H14ZM17 32V31H16ZM22 32H23V30H22ZM38 32V31H37ZM82 32H83V30H82ZM99 32H100V30H99ZM124 32V31H123ZM185 32V31H184ZM9 33V32H8ZM31 33H32V31H31ZM45 33H47V32H45ZM49 33H50V31H49ZM94 33V32H93ZM98 33V32H97ZM104 33H107V32H104ZM174 33V32H173ZM172 33V34H173ZM179 33V32H178ZM193 33V32H192ZM2 34V33H1ZM4 34V33H3ZM13 34V33H12ZM35 34V33H34ZM37 34V33H36ZM39 34H40V32H39ZM54 34V33H53ZM62 34V33H61ZM70 34V33H69ZM76 34V33H75ZM83 34V33H82ZM115 34V33H114ZM123 34V33H122ZM128 34V33H127ZM170 33H165V39H169V37L168 36H170L169 35ZM183 34V33H182ZM237 34V33H236ZM17 35V33H15V36ZM27 35V34H26ZM32 35V34H31ZM83 35H87V34H83ZM112 35V34H111ZM110 35V36H111ZM116 35V34H115ZM154 35V34H153ZM176 35H177V32H176ZM190 35V34H189ZM188 35V36H189ZM5 36H6V34H5ZM13 36V35H12ZM25 36V35H24ZM44 36V35H43ZM46 36V35H45ZM67 36V35H66ZM65 36V37H66ZM74 36V35H73ZM90 36V35H89ZM175 36V35H174ZM181 36H183V35H181ZM225 36V35H224ZM2 37H3V35H2ZM22 36H20V38H21ZM37 38V40H38V36H36ZM50 37V36H49ZM69 37V36H68ZM67 37V38H68ZM81 37V36H80ZM94 37V36H93ZM97 37V36H96ZM104 37V36H103ZM103 37L101 36V39H103ZM113 37V36H112ZM141 37V36H140ZM199 37V36H198ZM6 38V37H5ZM30 38V37H29ZM41 38V37H40ZM44 38H46V37H44ZM44 38H41L42 40L44 39ZM52 38V37H51ZM91 38H92V35H91ZM107 38V37H106ZM137 38V37H136ZM138 38H139V36H138ZM149 38H150V36H149ZM175 38H176V36H175ZM180 38V37H179ZM188 38H191V37H188ZM7 39V38H6ZM8 39H10L9 37H8ZM36 39H34V37L32 36V40H31V38H30V40L31 41H36L37 42V40ZM55 39V38H54ZM87 39V41H88V38H86ZM101 39H98L97 38V40H100L101 41ZM107 39H109V38H107ZM114 39V38H113ZM112 39V40H113ZM135 39V38H134ZM141 39V38H140ZM148 39V38H147ZM146 39V40H147ZM183 39H184V37H183ZM205 39V38H204ZM208 39V38H207ZM206 39V40H207ZM226 39V38H225ZM234 39V38H233ZM3 40V39H2ZM71 40V39H70ZM81 40V39H80ZM84 40V39H83ZM91 40V39H90ZM104 40V39H103ZM106 40V39H105ZM124 40V39H123ZM131 40V39H130ZM145 40V41H146ZM150 40V39H149ZM149 40H147V41H149ZM151 40H152V37H151ZM155 40V39H154ZM176 40V39H175ZM175 40H174V42H175ZM180 40H182V39H180ZM180 40L177 42V40H176V45H179V46H181L182 47V41L180 42ZM197 40V39H196ZM202 40V39H201ZM17 42H18V45H20L21 44V40L20 41H18V40H16ZM52 41V40H51ZM75 41H76V39H75ZM96 40H94L93 42H95ZM108 41H110V40H108ZM134 41V40H133ZM142 41H143V39H142ZM146 41V42H147ZM166 41V40H165ZM185 41V40H184ZM42 42V41H41ZM67 43L68 42H70V41H66ZM65 42V43H66ZM84 42V41H83ZM86 42V41H85ZM115 42V41H114ZM154 42V41H153ZM187 42H189V41H187ZM208 42V41H207ZM206 42V43H207ZM251 42V41H250ZM1 43V42H0ZM4 43V42H3ZM2 43V44H3ZM7 43V42H6ZM5 43V44H6ZM39 43V42H38ZM37 43V44H38ZM46 43H48V41L46 42ZM53 43V42H52ZM66 43V44H67ZM72 43H73V41H72ZM88 43V42H87ZM89 43H91L92 44V42H89ZM96 43H98V42H96ZM101 43V42H100ZM118 43V42H117ZM190 43V42H189ZM223 43V42H222ZM41 44H45V42H43V43H41ZM70 44V43H69ZM74 44V43H73ZM99 44V43H98ZM105 44H106V41H105ZM110 44V43H109ZM150 44V43H149ZM155 43H153V45H154ZM157 44V43H156ZM155 44V45H156ZM185 44H187V43H185ZM199 44V43H198ZM209 44V43H208ZM224 44V43H223ZM227 44H228V42H227ZM226 44V45H227ZM35 45V44H34ZM82 45V44H81ZM85 44H83L82 46H84ZM90 45V44H89ZM93 45V44H92ZM152 45V46H153ZM160 45V44H159ZM162 45V44H161ZM173 45V44H172ZM210 45H211V43H210ZM23 46V45H22ZM28 46H30V45H28ZM42 46H45V45H42ZM47 46V45H46ZM45 46V47H46ZM65 46V45H64ZM72 46V45H71ZM71 46H69V47H71ZM87 46V45H86ZM85 46V47H86ZM95 46V45H94ZM93 46V47H94ZM97 46H99V45H97ZM102 46H103V44H102ZM114 46V45H113ZM151 46V47H152ZM243 46H245V45H243ZM27 47V46H26ZM32 47V46H31ZM89 47V46H88ZM157 47V46H156ZM187 47V46H186ZM227 47V46H226ZM43 48V47H42ZM98 48V47H97ZM100 48V47H99ZM109 48V47H108ZM110 48H111V46H110ZM113 48V47H112ZM140 48H141V46H140ZM154 48V47H153ZM159 47H157V49H158ZM162 48V47H161ZM233 48V47H232ZM231 48V49H232ZM235 48H236V46H235ZM245 48V47H244ZM3 48H2V46H1V50H2ZM37 49V48H36ZM44 49V48H43ZM82 49V48H81ZM103 49V48H102ZM132 49H133V47H132ZM148 49H149V47H148ZM200 49V48H199ZM203 49V48H202ZM207 49V48H206ZM213 49V48H212ZM223 49V48H222ZM226 49V48H225ZM240 49V48H239ZM242 49V48H241ZM249 49V48H248ZM251 49V48H250ZM67 50H69V49H67ZM71 50V49H70ZM97 50V49H96ZM134 50V49H133ZM136 50V49H135ZM155 50V49H154ZM164 50V49H163ZM163 50L161 51V52H163ZM210 50V49H209ZM233 50V49H232ZM231 50V51H232ZM237 50V49H236ZM243 50V49H242ZM256 50V49H255ZM35 51V50H34ZM33 51V52H34ZM95 51V50H94ZM103 51V50H102ZM137 51V50H136ZM198 51V50H197ZM207 51V50H206ZM21 52V51H20ZM29 52V51H28ZM98 52V51H97ZM111 52V51H110ZM148 52H150V51H148ZM152 52H153V50H152ZM173 52V51H172ZM210 52V51H209ZM247 52V51H246ZM5 53V52H4ZM40 53V52H39ZM66 53H68V52H66ZM71 53V52H70ZM72 53H73V50H72ZM72 53H71V55H72ZM186 53H188V51L186 50ZM201 53V52H200ZM58 54V53H57ZM65 54V53H64ZM63 54V55H64ZM74 54V53H73ZM79 54H80V52H79ZM93 55L95 54L94 52L92 53ZM113 54V53H112ZM148 54V53H147ZM184 54V53H183ZM209 54V53H208ZM216 54V53H215ZM237 54V53H236ZM239 54V53H238ZM240 54H242V53H240ZM25 55V54H24ZM35 55V54H34ZM86 55V54H85ZM102 55V54H101ZM107 55H108V52H107ZM107 55H106V57H107ZM111 55V54H110ZM151 55H153V54H151ZM170 55H171V53H170ZM194 55V54H193ZM196 55V54H195ZM202 55V54H201ZM23 56V55H22ZM95 56H98L97 54L95 55ZM104 56H105V54H104ZM146 56V55H145ZM147 56H149V54L147 55ZM154 56V55H153ZM69 57V56H68ZM102 57V56H101ZM188 57V56H187ZM242 57V56H241ZM243 57H244V55H243ZM261 58H263L262 56H260ZM20 58V57H19ZM25 58V57H24ZM49 58V57H48ZM63 59L65 58V57H62ZM61 58V59H62ZM67 58V57H66ZM76 58V57H75ZM74 58V59H75ZM84 58V57H83ZM82 58V59H83ZM85 58H87V57H85ZM91 58V57H90ZM94 58V57H93ZM96 58V57H95ZM111 58V57H110ZM114 58V57H113ZM115 58H117V57H115ZM114 58V59H115ZM154 58V57H153ZM234 58H235V56H234ZM237 58V57H236ZM255 58V57H254ZM21 59V58H20ZM26 59H27V57H26ZM47 59V58H46ZM70 59H71V57H70ZM80 59V58H79ZM100 59V58H99ZM101 59H103V58H101ZM107 59V58H106ZM109 59V58H108ZM146 59H147V57H146ZM151 59V58H150ZM163 59V58H162ZM165 59H166V56H165ZM169 59V58H168ZM193 59V58H192ZM245 59V58H244ZM25 60V59H24ZM33 60H37V59H33L32 58V61ZM68 60V59H67ZM89 60V59H88ZM110 60H112V59H110ZM148 60V59H147ZM229 60V59H228ZM247 60H248V58H247ZM252 60V59H251ZM17 61V60H16ZM20 61V60H19ZM27 61V60H26ZM64 61H66V59L64 60ZM68 61H70V60H68ZM98 61V60H97ZM102 61V60H101ZM116 61V60H115ZM149 61V60H148ZM171 60L169 59V62H170ZM226 61V60H225ZM224 61V62H225ZM254 61H256V59L255 60H253V62ZM4 62V61H3ZM8 62V61H7ZM63 62V61H62ZM79 62V61H78ZM103 62V61H102ZM107 62V61H106ZM147 62V61H146ZM152 62V61H151ZM155 62V61H154ZM238 62V61H237ZM252 62V61H251ZM258 62L261 64L262 63V61L260 60V59H258ZM6 63V62H5ZM23 63V62H22ZM26 63V62H25ZM66 63V62H65ZM64 63V64H65ZM94 63H96V62H94ZM150 63V62H149ZM156 63V62H155ZM166 63V62H165ZM215 63V62H214ZM18 64V63H17ZM69 64H70V62H69ZM81 64V63H80ZM103 64H104V62H103ZM110 64V63H109ZM108 64V65H109ZM113 64V63H112ZM111 64V65H112ZM147 64V63H146ZM159 64V63H158ZM198 64V63H197ZM240 64V63H239ZM263 64H264V62H263ZM35 65V64H34ZM33 65V66H34ZM67 65V64H66ZM82 65V64H81ZM105 65V64H104ZM115 65V64H114ZM155 65V64H154ZM161 65V64H160ZM204 65V64H203ZM210 65V64H209ZM213 65V64H212ZM18 66V65H17ZM19 66H20V64H19ZM32 66V67H33ZM65 66V65H64ZM95 66V65H94ZM97 66V65H96ZM95 66V67H96ZM101 66V65H100ZM207 66V65H206ZM214 66V65H213ZM225 66V65H224ZM242 66V65H241ZM38 67V66H37ZM62 67V66H61ZM68 67V66H67ZM80 67V66H79ZM78 67V68H79ZM102 67V66H101ZM109 67V66H108ZM143 67V66H142ZM148 67V66H147ZM210 67V66H209ZM215 67V66H214ZM240 67V66H239ZM247 67V66H246ZM14 68V67H13ZM111 69H112V66L110 67ZM132 68V67H131ZM146 68V67H145ZM149 68V67H148ZM189 68V67H188ZM210 68H212V67H210ZM11 69H12V67L11 68H8V70H9V72L11 71ZM20 69V68H19ZM66 69V71H67V68H65ZM97 69V68H96ZM161 69V68H160ZM222 69V68H221ZM13 70V69H12ZM15 70H17L16 68H15ZM71 70V69H70ZM70 70H68L69 72H70ZM94 71H95V69H93ZM145 70H147V69H145ZM144 70V71H145ZM167 70V69H166ZM213 70V69H212ZM215 70V69H214ZM240 70H241V68H240ZM239 70V71H240ZM256 70V69H255ZM76 71V70H75ZM90 71V70H89ZM100 71H102V69L100 70ZM111 71V70H110ZM116 71V70H115ZM140 71V70H139ZM178 71V70H177ZM63 72H65V71H63ZM72 72V71H71ZM80 72H83L82 70L80 71ZM141 72V71H140ZM148 72V71H147ZM161 72V71H160ZM181 72V71H180ZM180 72H179V74H180ZM28 73V72H27ZM75 73V72H74ZM76 73H77V71H76ZM79 73V72H78ZM78 73H77V75H78ZM94 73V72H93ZM92 73V74H93ZM132 73V72H131ZM146 73V72H145ZM166 73V72H165ZM208 73V72H207ZM210 73V72H209ZM217 73V72H216ZM239 73V72H238ZM257 73V72H256ZM6 74V73H5ZM10 74H11V72H10ZM63 74H65V73H63ZM72 74V73H71ZM97 74V73H96ZM138 74V73H137ZM141 74V73H140ZM147 74V73H146ZM152 74V73H151ZM235 74V73H234ZM31 75V74H30ZM60 75V74H59ZM66 75V74H65ZM81 75V74H80ZM87 75V74H86ZM166 75V74H165ZM174 75V74H173ZM181 75V74H180ZM183 75V74H182ZM247 75V74H246ZM27 76V75H26ZM32 76H33V74H32ZM63 76V75H62ZM93 76V75H92ZM113 76V75H112ZM178 76V75H177ZM177 76H171V79H169L168 80V82H167V84L165 83V86L163 85V91L161 92L160 91V98H162V96L164 95V94H166L167 93V91H168V88L169 87H172L175 83H176V80L178 79L177 78ZM185 76V75H184ZM202 76H204V75H202ZM234 76V75H233ZM236 76H237V74H236ZM244 76L245 75H243L242 76V78H244ZM254 76V75H253ZM3 77V76H2ZM30 77V76H29ZM71 77V76H70ZM94 77V76H93ZM98 77V76H97ZM101 77H103L102 75H101ZM164 77V76H163ZM9 78V77H8ZM11 78V77H10ZM19 78V77H18ZM64 78H66V77H64ZM80 78V77H79ZM104 78V77H103ZM151 78H153V76H151ZM168 78V77H167ZM177 78V79H176ZM202 78V77H201ZM205 78V77H204ZM234 78V77H233ZM241 78V79H242ZM27 79H29V78H27ZM31 79H32V77H31ZM57 79H59V76L57 77ZM61 79V78H60ZM68 79V81H70L71 82V80L73 79H71V80H69V78H67ZM84 79V78H83ZM96 79H98V78H96ZM163 79V78H162ZM208 79V78H207ZM220 79V78H219ZM236 79V78H235ZM257 79V78H256ZM8 80V79H7ZM9 80H11V79H9ZM13 80H14V78H13ZM63 80V79H62ZM64 80H66V79H64ZM82 80V79H81ZM86 80V79H85ZM103 80V79H102ZM107 80V79H106ZM120 80V79H119ZM161 80V79H160ZM166 80V79H165ZM202 80V79H201ZM225 79H223V81H224ZM245 80V79H244ZM249 80V79H248ZM253 80V79H252ZM4 81H6V80H4ZM93 81V80H92ZM98 81V80H97ZM97 81H96V83H97ZM112 81V80H111ZM133 81H136V80H133ZM157 81V80H156ZM178 81V80H177ZM218 81V80H217ZM219 81H221V80H219ZM239 81V80H238ZM8 82V81H7ZM29 82V81H28ZM53 82V81H52ZM73 82V81H72ZM83 82V81H82ZM82 82L80 83V84H82ZM91 82V81H90ZM115 82V81H114ZM206 82H209V81H206ZM236 82V81H235ZM16 83V82H15ZM34 83V82H33ZM32 83V84H33ZM55 83H58V81H55ZM63 83V82H62ZM74 83V82H73ZM84 83V82H83ZM95 83V82H94ZM108 83H109V81H108ZM117 83V82H116ZM219 83V82H218ZM234 83V82H233ZM240 83V82H239ZM242 83V82H241ZM30 84V83H29ZM60 84V83H59ZM66 84V83H65ZM78 84H79V82H78ZM93 84V83H92ZM162 84H164V83H162ZM221 84V83H220ZM244 84V83H243ZM11 85V84H10ZM12 85H13V83H12ZM55 85V84H54ZM70 86H71V83L69 84ZM68 85V86H69ZM90 85V84H89ZM104 85V84H103ZM107 85V84H106ZM109 85V84H108ZM107 85V86H108ZM113 85V84H112ZM120 85H121V83H120ZM119 85V86H120ZM201 85V84H200ZM224 85V84H223ZM239 85V84H238ZM38 86V85H37ZM76 86H77V84H76ZM76 86H74L75 88H76ZM141 86V85H140ZM144 86V85H143ZM180 86V85H179ZM184 86V85H183ZM185 86H186V84H185ZM189 86V85H188ZM207 86V85H206ZM220 86V85H219ZM256 86V85H255ZM254 86V87H255ZM98 87V86H97ZM100 87V86H99ZM113 87V86H112ZM177 87V86H176ZM187 87V86H186ZM201 87H203V86H201ZM229 87V86H228ZM14 88V87H13ZM60 88V87H59ZM63 88H64V86H63ZM68 88V87H67ZM75 88H72V90L73 89H75ZM84 88V87H83ZM104 88V87H103ZM115 89H116V87H114ZM119 88V87H118ZM117 88V89H118ZM145 88V87H144ZM161 88H162V86H161ZM183 88V87H182ZM259 88V87H258ZM8 89V88H7ZM16 89H17V87H16ZM57 88H55V90H56ZM62 89V88H61ZM60 89V90H61ZM71 89V88H70ZM100 88H98L97 89V91L99 90ZM109 89V88H108ZM175 89V88H174ZM180 89V88H179ZM201 89V88H200ZM203 89V88H202ZM206 89V88H205ZM215 89V88H214ZM1 90V89H0ZM2 90H4L3 88H2ZM14 90V89H13ZM12 90V91H13ZM35 90H36V86H35ZM34 90V91H35ZM62 90H64V89H62ZM77 90V89H76ZM75 90V91H76ZM93 90V89H92ZM95 91H96V89H94ZM104 90V89H103ZM159 90V89H158ZM219 91H220V89H218ZM217 90V91H218ZM232 90V89H231ZM240 90V89H239ZM53 90H50L49 89V91L48 92H46V94L45 95H42V97H46L47 98V95H49V93H51ZM57 91H59V90H57ZM56 91V92H57ZM117 91V90H116ZM177 91V90H176ZM180 91V90H179ZM188 91V90H187ZM189 91H190V89H189ZM218 91V92H219ZM8 92V91H7ZM10 92V91H9ZM100 92V91H99ZM99 92H98V94H99ZM104 92H105V90H104ZM141 92V91H140ZM195 92V91H194ZM206 92V91H205ZM211 92V91H210ZM212 92H214V91H212ZM242 92V91H241ZM245 92H247V91H245ZM12 93V92H11ZM37 93V92H36ZM52 93H54V92H52ZM67 93V92H66ZM72 94H73V91L71 92ZM76 93H78V92H76ZM159 93V92H158ZM173 93V92H172ZM184 94L186 93V92H183ZM220 93V92H219ZM235 93H236V91H235ZM253 93V92H252ZM55 94V96H56V94L57 93H54ZM60 94V93H59ZM58 94V95H59ZM106 94V93H105ZM156 94V93H155ZM170 94V93H169ZM179 94H180V92H179ZM182 94V93H181ZM193 93H191V95H192ZM200 94H201V92H200ZM204 94V93H203ZM210 93H208V95H209ZM224 94V93H223ZM222 94V95H223ZM225 94H226V92H225ZM264 94V93H263ZM57 95V96H58ZM65 95V94H64ZM68 95V94H67ZM76 95V94H75ZM86 95V94H85ZM93 95V94H92ZM103 95V94H102ZM140 95H142V94H140ZM177 95V94H176ZM213 95V94H212ZM217 95V94H216ZM20 96H21V94H20ZM23 96H25V95H23ZM51 96H52V94H51ZM54 96V95H53ZM57 96H56V98H57ZM63 96V95H62ZM94 97H95V95H93ZM155 96V95H154ZM171 96V95H170ZM182 96H184V95H182ZM205 96H207V95H205ZM229 96V95H228ZM235 96V95H234ZM37 97H39V96H37ZM49 97H50V95H49ZM48 97V98H49ZM59 97H60V95H59ZM58 97V98H59ZM77 96H75L74 97V95H73V98H76ZM97 97V96H96ZM100 97H101V95H100ZM140 97V96H139ZM152 97V96H151ZM168 97L169 96H167V99H168ZM189 97V96H188ZM208 97V96H207ZM210 97V96H209ZM218 97V96H217ZM222 97V96H221ZM11 98H12V96H11ZM23 98V97H22ZM65 98H67V96L65 97ZM64 97H63V100L65 99ZM70 98V97H69ZM68 98V99H69ZM72 98V97H71ZM70 98V99H71ZM84 98V97H83ZM93 98V97H92ZM109 98H111V97H109ZM159 98V97H158ZM177 98H179L178 96H177ZM176 98V99H177ZM192 98H193V96H192ZM200 98V97H199ZM203 98V97H202ZM211 98H212V96H211ZM211 98H210V100H211ZM244 98V97H243ZM13 99V98H12ZM39 99V98H38ZM35 96L33 97V101L31 102V105L30 106H34V104H36V101L38 100ZM52 99V98H51ZM61 99V98H60ZM105 99H107L106 97H105ZM121 99H123V101H124V98L123 97H121ZM141 99H142V96H141ZM183 99H184V97H183ZM205 99V98H204ZM203 99V100H204ZM207 99H209V98H207ZM213 99V98H212ZM218 99V98H217ZM220 99V98H219ZM228 99V98H227ZM10 100V99H9ZM34 100H35V103H34ZM49 100V99H48ZM58 100V99H57ZM66 100V99H65ZM64 100V101H65ZM76 100V99H75ZM74 100V101H75ZM100 100V99H99ZM166 100V99H165ZM170 100V99H169ZM168 100V101H169ZM188 100V99H187ZM191 100V99H190ZM229 101H230V99H228ZM61 101H62V99H61ZM73 101V100H72ZM177 102H178V100H176ZM192 101V100H191ZM199 101H200V99H199ZM198 101V102H199ZM213 101V100H212ZM215 101V100H214ZM218 101V100H217ZM233 101H236V100H233ZM15 102V101H14ZM50 102V101H49ZM57 102V101H56ZM60 102V101H59ZM86 102V101H85ZM93 102V101H92ZM147 102V101H146ZM152 102V101H151ZM219 102H221V101H219ZM245 102V101H244ZM52 103H54L53 101H52ZM63 103V102H62ZM78 103V102H77ZM98 103V102H97ZM96 103V104H97ZM113 103V102H112ZM144 103V102H143ZM161 103V102H160ZM163 103V102H162ZM179 103V102H178ZM184 103V102H183ZM187 103V102H186ZM191 103V102H190ZM190 103L188 104L189 106H191L190 105ZM209 103V102H208ZM213 103V102H212ZM233 103V102H232ZM253 103V102H252ZM22 104V103H21ZM24 104V103H23ZM50 104V103H49ZM59 104V103H58ZM68 104V103H67ZM75 104V103H74ZM84 104H86V103H84ZM101 104V103H100ZM108 104V103H107ZM157 104H158V100H157ZM166 105L168 104V103H165ZM165 104H164V106H165ZM177 104V103H176ZM180 104H181V102H180ZM185 104V103H184ZM194 104V103H193ZM203 104V103H202ZM230 105H231V103H229ZM242 104H244V103H242ZM256 104V103H255ZM52 105V104H51ZM54 105H56V103H54ZM65 105V104H64ZM77 105V104H76ZM93 105V104H92ZM109 105V104H108ZM114 105V104H113ZM147 105V104H146ZM153 105V104H152ZM172 105H173V103H172ZM183 105V104H182ZM195 105V104H194ZM210 105V104H209ZM225 105V104H224ZM257 105V104H256ZM7 106V105H6ZM11 106V105H10ZM99 106V105H98ZM117 106V105H116ZM163 106V107H164ZM189 106H188V108H189ZM208 106V105H207ZM212 106V105H211ZM210 106V107H211ZM215 106V105H214ZM222 106V105H221ZM25 107V106H24ZM52 107V106H51ZM55 107V106H54ZM58 107V106H57ZM61 107H62V105H61ZM94 107V106H93ZM92 107V108H93ZM115 107V106H114ZM166 107H168V106H166ZM180 107V106H179ZM183 107V106H182ZM181 107V108H182ZM203 107H205V105H203ZM216 107H218V105L216 106ZM252 107V106H251ZM29 108V107H28ZM59 108V107H58ZM64 108V107H63ZM75 108V107H74ZM73 108V109H74ZM78 108V107H77ZM90 108V107H89ZM117 108V107H116ZM159 108H160V106H159ZM191 108V107H190ZM214 108V107H213ZM223 108V107H222ZM224 108H226V106L224 107ZM257 108V107H256ZM7 109H9V108H7ZM36 109V108H35ZM84 109V108H83ZM82 109V110H83ZM100 109H101V107H100ZM149 109V108H148ZM152 109V108H151ZM164 109V108H163ZM167 109V108H166ZM169 109V108H168ZM183 109V108H182ZM185 110H186V108H184ZM218 109V108H217ZM221 109V108H220ZM229 109H232V108H229ZM26 110H27V108H26ZM64 110V109H63ZM86 110V109H85ZM154 111H155V109H153ZM162 110V109H161ZM179 110V109H178ZM223 110V109H222ZM227 110H228V108H227ZM226 109L224 110L225 112H228ZM34 111V110H33ZM36 111V110H35ZM40 111V110H39ZM50 111H51V109H50ZM54 111H55V109H54ZM56 111H58V110H56ZM59 111H61V109L59 110ZM80 111V110H79ZM90 111V110H89ZM91 111H92V109H91ZM104 111V110H103ZM167 111V110H166ZM187 111H189V110H187ZM197 111V110H196ZM219 111V110H218ZM230 111V110H229ZM37 112V111H36ZM62 112V111H61ZM60 112V113H61ZM63 112H65V110L63 111ZM68 112V111H67ZM66 112V113H67ZM70 112V111H69ZM72 112V111H71ZM74 112H75V110H74ZM86 112H87V110H86ZM105 112V111H104ZM146 112V111H145ZM156 112V111H155ZM159 112V111H158ZM171 112V111H170ZM176 112H177V110H176ZM182 112V111H181ZM184 112V111H183ZM194 112V111H193ZM201 112H202V110H201ZM220 112V111H219ZM223 112V111H222ZM225 112H223V113H225ZM248 112V111H247ZM29 113V112H28ZM46 113H48V112H46ZM51 113H53L52 111H51ZM55 113V112H54ZM58 113V112H57ZM59 113V114H60ZM80 113H81V111H80ZM88 113V112H87ZM106 113V112H105ZM137 113V112H136ZM169 113V112H168ZM172 113V112H171ZM198 113V112H197ZM249 113H250V110H249ZM248 113V114H249ZM20 114V113H19ZM58 114V115H59ZM82 114V113H81ZM109 114H111V113H109ZM127 114V113H126ZM146 114V113H145ZM153 114V113H152ZM160 114V113H159ZM174 114V113H173ZM176 114H178V113H176ZM181 114V113H180ZM185 114V113H184ZM187 114V113H186ZM188 114H190V113H188ZM206 114V113H205ZM213 114V113H212ZM219 114V113H218ZM221 115H223L222 113H220ZM229 114V113H228ZM6 115V114H5ZM51 115V114H50ZM56 115V114H55ZM57 115V116H58ZM72 115V114H71ZM83 115H85V114H83ZM92 115V114H91ZM164 115V114H163ZM165 115H167L166 113H165ZM175 115V114H174ZM174 115H172V116H174ZM179 115V114H178ZM182 115V114H181ZM192 115V114H191ZM196 115V114H195ZM203 115V114H202ZM213 115H215V114H213ZM226 115V114H225ZM241 115V114H240ZM26 116H28V115H26ZM44 116H45V114H44ZM47 116L49 117V115L47 114ZM61 116H62V114H61ZM68 116H70V115H68ZM74 116V115H73ZM72 116V117H73ZM79 116V115H78ZM94 116V115H93ZM106 116V115H105ZM111 116V115H110ZM177 116V115H176ZM176 116H174V119H176L177 117ZM185 116V115H184ZM189 116V115H188ZM188 116H186V117H188ZM216 117L217 116H219V115H215ZM224 116V115H223ZM234 116V115H233ZM255 116H256V114H255ZM8 117H9V115H8ZM42 117V116H41ZM51 117V116H50ZM49 117V118H50ZM75 117V116H74ZM88 117H89V115H88ZM95 117V116H94ZM114 117H116V113L114 114ZM136 117V116H135ZM160 117V116H159ZM161 117H164V116H162V114H161ZM169 117H170V115H169ZM176 117V118H175ZM179 117V116H178ZM185 117V118H186ZM203 117V116H202ZM215 117V118H216ZM247 117V116H246ZM45 118H47V117H45ZM56 117L54 116V119H55ZM59 118H60V116H59ZM64 118V117H63ZM91 118V117H90ZM173 118V117H172ZM171 118V119H172ZM190 118V117H189ZM196 118V117H195ZM195 118H194V121H195ZM9 119H10V117H9ZM54 119L52 120V123H55V122H53L54 121ZM66 119V118H65ZM68 119V118H67ZM74 119V118H73ZM76 119V118H75ZM74 119V120H75ZM87 119V117L85 118V120ZM154 119V118H153ZM162 119H164V118H162ZM161 119V121L163 122V120ZM170 119V118H169ZM180 119V118H179ZM234 119H235V117H234ZM58 120V119H57ZM61 120H62V118H61ZM61 120H60V122H61ZM88 120V119H87ZM193 120V119H192ZM238 120V119H237ZM245 120V119H244ZM11 121V120H10ZM62 121H64V120H62ZM69 121V120H68ZM78 121V120H77ZM93 122H94V119L92 120ZM91 120H90V122H92ZM126 121V120H125ZM139 121V120H138ZM176 121V120H175ZM190 121V120H189ZM199 121V120H198ZM210 122H211V120H209ZM216 121V120H215ZM242 121V120H241ZM39 122V121H38ZM41 122H43L42 121V119H41ZM60 122L59 121H57V123L56 124H58L59 123V125H61L60 124ZM65 122V121H64ZM69 122H72V121H69ZM75 122H76V120H75ZM85 122V121H84ZM88 122V121H87ZM129 122V121H128ZM157 122H158V120H157ZM173 122V121H172ZM192 122V121H191ZM204 122V121H203ZM7 123H8V121H7ZM51 123V122H50ZM62 123V122H61ZM79 123H80V121H79ZM78 123V124H79ZM99 123V122H98ZM97 123V124H98ZM152 123L154 124V122L152 121ZM151 123V124H152ZM174 123H176V122H174ZM185 123H187V122H185ZM192 123H194V122H192ZM204 123H206V122H204ZM42 124V123H41ZM48 124V123H47ZM67 124H68V122H67ZM72 124V123H71ZM85 124V123H84ZM93 124V123H92ZM152 124V125H153ZM156 124V123H155ZM154 124V125H155ZM177 124H178V122H177ZM188 124V123H187ZM215 124V123H214ZM217 124V123H216ZM248 124V123H247ZM45 125H46V123H45ZM63 125H64V123H63ZM72 125H74V124H72ZM71 125V126H72ZM80 125V124H79ZM94 125V124H93ZM117 125H118V123H117ZM120 125V124H119ZM153 125V126H154ZM157 125H158V123H157ZM160 125V124H159ZM169 125H171V123L169 124ZM168 125V126H169ZM195 125V124H194ZM203 125V124H202ZM205 125V124H204ZM209 125V124H208ZM10 126V125H9ZM26 126V125H25ZM31 125H29V127H30ZM47 126V125H46ZM52 126V125H51ZM66 126V125H65ZM186 126V125H185ZM193 126V125H192ZM201 126V125H200ZM211 126V125H210ZM34 127V126H33ZM39 127H41V126H39ZM38 127V128H39ZM53 127H57V126H53ZM59 127V126H58ZM82 127V126H81ZM91 127V126H90ZM111 127H112V125H111ZM134 127V126H133ZM170 127H172V126H170ZM174 127V126H173ZM172 127V128H173ZM183 127V126H182ZM187 127V126H186ZM196 127H198V126H196ZM43 128H44V125H43ZM51 128V127H50ZM63 128V127H62ZM92 128V127H91ZM118 128H120V126L118 127ZM132 128V127H131ZM155 128V127H154ZM165 128V127H164ZM176 128H177V126H176ZM185 128V127H184ZM193 129H194V127H192ZM200 128V127H199ZM202 128V127H201ZM200 128V129H201ZM260 128V127H259ZM31 129V128H30ZM41 130H42V128H40ZM56 129V128H55ZM73 129V128H72ZM138 129V128H137ZM159 129H160V127H159ZM163 129V128H162ZM168 129V128H167ZM225 129V128H224ZM6 130V129H5ZM24 130V129H23ZM54 130V129H53ZM53 130H50V131H53ZM61 130V129H60ZM59 130V131H60ZM87 130V129H86ZM139 130V129H138ZM137 130V131H138ZM156 130V129H155ZM161 130V129H160ZM169 130H171V129H169ZM183 130V129H182ZM7 131V130H6ZM21 131V130H20ZM49 131V132H50ZM55 131H58L57 129L55 130ZM54 131V132H55ZM61 131H64V130H61ZM72 131V130H71ZM114 131V130H113ZM126 131V130H125ZM132 131L133 130H131V133H132ZM163 131V130H162ZM166 131V130H165ZM178 131H179V129H178ZM186 131V130H185ZM192 131V130H191ZM13 132V131H12ZM29 132V131H28ZM43 132H45V131H43ZM68 132H69V130H68ZM91 132V131H90ZM96 132V131H95ZM149 132V131H148ZM156 132V131H155ZM171 132V131H170ZM183 132H184V130H183ZM182 132V133H183ZM193 132V131H192ZM236 132V131H235ZM39 133V132H38ZM51 133V132H50ZM56 133V132H55ZM55 133H53L54 134V136H55ZM72 133H73V131H72ZM89 133V132H88ZM141 133H143V132H141ZM157 133V132H156ZM160 133V132H159ZM163 133H164V131H163ZM176 132L174 131L173 132V134H175ZM13 134H14V132H13ZM19 134V133H18ZM17 134V135H18ZM31 134V133H30ZM52 134V133H51ZM59 134V133H58ZM108 134V133H107ZM114 134V133H113ZM113 134H111V135H113ZM169 134V133H168ZM173 134L171 133V135H172V137H173ZM177 134V133H176ZM179 134V133H178ZM184 134V133H183ZM189 134V133H188ZM194 134V133H193ZM199 134V133H198ZM260 134V133H259ZM27 135H28V133H27ZM34 135V133L32 134V136ZM77 135H79V134H77ZM90 135V134H89ZM158 135V134H157ZM156 135V136H157ZM166 135V134H165ZM164 135V136H165ZM170 135V136H171ZM203 135V134H202ZM205 135V134H204ZM256 135H258V134H256ZM12 136V135H11ZM36 136V135H35ZM44 136H46V135H44ZM49 136V134L47 135V137ZM144 136V135H143ZM142 136V137H143ZM152 136H154L153 134H152ZM169 136V137H170ZM176 135H174V137H175ZM180 136H182L183 137V135H180ZM193 136V135H192ZM199 136V135H198ZM206 136V135H205ZM261 136V135H260ZM24 137H26V136H24ZM28 138H26V140L27 139H29V136H27ZM37 137V136H36ZM50 137H52V136H50ZM86 137V136H85ZM97 137V136H96ZM109 137V136H108ZM155 137V136H154ZM188 137V136H187ZM203 137V136H202ZM38 138H39V136H38ZM41 138V137H40ZM39 138V139H40ZM45 138V137H44ZM79 138V137H78ZM112 138V137H111ZM125 138V137H124ZM128 138H131V136H129ZM145 138V137H144ZM157 138V137H156ZM158 138H160V137H158ZM161 138H162V136H161ZM166 138H167V135H166ZM178 138H181V137H178ZM185 138V137H184ZM195 138V137H194ZM208 138V137H207ZM214 138V137H213ZM216 138V137H215ZM242 138H244L243 136H242ZM262 139L264 138V137H261ZM20 139V138H19ZM48 139H50V138H48ZM52 139V138H51ZM74 139V138H73ZM110 139V138H109ZM149 139V138H148ZM154 139V138H153ZM163 139H165V138H163ZM168 139H171V137L170 138H168ZM168 139L166 140L167 142H168ZM176 139V138H175ZM183 139V138H182ZM222 140H223V138H221ZM257 139H258V137H257ZM30 140H31V138H30ZM29 140V141H30ZM46 140H47V138H46ZM54 140V139H53ZM56 140V142H57V139H55ZM162 140V139H161ZM178 140V139H177ZM220 140V139H219ZM242 140V139H241ZM259 140H260V138H259ZM21 141H23V139L21 140ZM37 141V140H36ZM41 141H42V139H41ZM123 141V140H122ZM124 141H125V139H124ZM129 141H131V140H129ZM154 141V140H153ZM152 141V142H153ZM159 141V140H158ZM176 141V140H175ZM183 141V140H182ZM199 141V140H198ZM28 142V140L26 141V143L25 144H29V142ZM30 142H32V141H30ZM34 142V141H33ZM38 142V141H37ZM42 142H46V141H42ZM73 142V141H72ZM78 142H80V141H78ZM98 142V141H97ZM151 142V141H150ZM155 142V141H154ZM154 142H153V144H154ZM174 141H171L170 143H171V145H170V148H169V152H170V149H171V147H173V145H175L174 143H176V142H174ZM178 142V141H177ZM200 142V141H199ZM219 142V141H218ZM15 143V142H14ZM20 143H22V142H20ZM39 143H40V141H39ZM48 143V142H47ZM77 143V142H76ZM82 143V142H81ZM80 143V144H81ZM86 143V142H85ZM89 143V142H88ZM126 143V142H125ZM158 143V142H157ZM160 143V142H159ZM161 143H163V142H161ZM180 143V142H179ZM186 143H187V141H186ZM210 143H211V141H210ZM239 143V142H238ZM264 143V142H263ZM16 144V143H15ZM19 144V143H18ZM24 144V143H23ZM31 144V143H30ZM30 144H29V146H30ZM34 144V143H33ZM152 144V143H151ZM165 144V143H164ZM173 144V145H172ZM188 144V143H187ZM196 144V143H195ZM32 145V144H31ZM41 145V144H40ZM44 145V144H43ZM51 145V144H50ZM55 145V144H54ZM54 145H51L52 146V150H53V147H54ZM61 145V144H60ZM159 145V144H158ZM161 145V144H160ZM160 145L158 146V147H160ZM182 145V144H181ZM184 145V144H183ZM186 145V144H185ZM246 145V144H245ZM250 145V144H249ZM261 145H262V143H261ZM264 145V144H263ZM34 146H36L35 144H34ZM48 146V145H47ZM83 146V145H82ZM90 146H91V144H90ZM109 146V145H108ZM146 146V145H145ZM145 146L143 147V148H145ZM169 146V145H168ZM177 146V145H176ZM188 146V145H187ZM259 146H260V144H259ZM24 147V146H23ZM31 147V146H30ZM32 147H33V145H32ZM41 147L43 148L44 146H42L41 145ZM77 147V146H76ZM92 147V146H91ZM142 147V146H141ZM147 147H150L149 145L147 146ZM156 147V146H155ZM178 147V146H177ZM186 147V146H185ZM185 147H183L184 149H185ZM29 148V147H28ZM37 148V147H36ZM47 148V150H48V147H46ZM56 148V147H55ZM69 148V147H68ZM96 148V147H95ZM140 148V147H139ZM151 148V147H150ZM149 148V150H151ZM157 148V147H156ZM176 147H174V149H175ZM224 148V147H223ZM249 148V147H248ZM38 149H40V148H38ZM63 149V148H62ZM74 149V148H73ZM101 149V148H100ZM135 149V148H134ZM153 149V148H152ZM182 149V148H181ZM188 149V148H187ZM186 149V150H187ZM190 149V148H189ZM188 149V150H189ZM193 149H195V148H193ZM215 149V148H214ZM240 149H242V148H240ZM259 149V148H258ZM19 150V149H18ZM30 150V149H29ZM41 150H46L45 149V147H44V149H41ZM57 150V149H56ZM70 150V149H69ZM160 150V149H159ZM172 150V149H171ZM176 150H177V148H176ZM187 150V156H188V152H190V154H191V151L192 150H190V151H188ZM196 150V149H195ZM17 151V150H16ZM32 151H33V149H32ZM34 151H35V149H34ZM38 151H40V150H38ZM37 151V152H38ZM59 151V150H58ZM61 151V150H60ZM63 151H65V149L63 150ZM63 151H61V152H63ZM134 151H136V150H134ZM148 151V150H147ZM185 151V150H184ZM194 151V150H193ZM192 151V152H193ZM223 151V150H222ZM240 151H242V150H240ZM239 151V152H240ZM22 152V150H20V153ZM23 152H24V150H23ZM31 152V151H30ZM36 152V151H35ZM48 152V151H47ZM133 152V151H132ZM157 152V151H156ZM177 152V151H176ZM258 152V151H257ZM17 153H18V151H17ZM16 153V154H17ZM29 153V152H28ZM41 153V152H40ZM42 153H43V151H42ZM49 153V152H48ZM50 153H51V149H50ZM49 153V154H50ZM53 153V152H52ZM55 153V152H54ZM59 153V152H58ZM68 153V152H67ZM148 153V152H147ZM150 153V152H149ZM161 153V152H160ZM174 153V152H173ZM193 153H196L195 151L193 152ZM12 154V153H11ZM25 154V153H24ZM46 154V153H45ZM44 154V155H45ZM49 154H47V155H49ZM133 154V153H132ZM171 154H172V152H170V156H171ZM225 154V153H224ZM241 154V153H240ZM36 155V154H35ZM38 155H39V153H38ZM42 155V154H41ZM41 155L39 156V157H41ZM56 155V154H55ZM67 155V154H66ZM68 155H69V153H68ZM110 155V154H109ZM156 155V154H155ZM168 155H169V153H168ZM168 155H166V157L168 156ZM186 155H184V158H185V156ZM193 155V154H192ZM242 155V154H241ZM12 156V155H11ZM17 156V155H16ZM21 157H24L23 155H20ZM27 156H28V154H27ZM33 156H34V154H33ZM37 156V155H36ZM43 156V155H42ZM50 156H51V154H50ZM57 156V155H56ZM72 156V155H71ZM145 156V155H144ZM148 156V155H147ZM158 156V155H157ZM173 156V155H172ZM175 157H177L176 156V154L174 155ZM191 156V155H190ZM189 156V157H190ZM235 156V155H234ZM240 156V155H239ZM20 157V158H21ZM29 157V156H28ZM31 158H32V156H30ZM35 157V156H34ZM47 157V156H46ZM65 157V156H64ZM142 157H143V155H142ZM149 157H150V155H149ZM164 157V156H163ZM183 157V156H182ZM189 157H186L187 158V160L185 159V161H184V164L185 165H187V167H189V170L186 172V174H181V175H177L176 174V176H174V174H172V173H174V171L172 170V172H171V167H170V165H171V161H168L167 162V171L165 172V171H163L164 169H165V167H163V170H162V176H161V180H160V182H159V191H160V197H157L158 199V201H160V202H163L164 204V207H166L167 209L169 208L168 207V205L170 206V209H168L169 211H166L164 208V210L163 209H161V208H159V211H158V215H160L161 217H160V222L157 224V225H155L154 224V228L156 229L155 231H156V233L154 234L153 233V236L152 237H154V236H156L155 238V240H156V243L157 244H159L160 246H163V248L165 247H168V246H166V245H170V244H176V245H181V247L182 248H180L181 249V251H182V249H183V254L185 253V252H188L189 251V245L187 246L186 244H187V240H186V242H185V238L183 239V240H180L181 238H180V234H178V230L176 229V226H175V224H174V222L178 219V218H182L181 219V221H183V222H187V224H189V223H191L192 222V224H193V222L195 221V220H198V218L201 220V221H198V222H200L201 223V226H200V228L197 230V228H198V226L200 225V223L199 224H196L195 226H193L192 227V231L194 232L195 231V233L196 234H200V235H202V236H204V237H206L207 238V225L206 226H204V221L205 220H207V219H209V218H211V217H218V216H221L220 214L222 213V211H221V209H219V211H218V209H215V208H213V210H211V212L209 213V212H207L208 214H207V216L206 217H201V211L199 212L198 211V214L196 213V211H197V209H200V208H198L196 205H195V201H196V204L198 205V204H202V201H203V199H202V190H206V188H205V186H203V188L204 189H202L199 185H194L193 183H192V181L193 180H191L190 178H189V176H191V174L192 173H194V172H199V170H197L196 171V166H195V164H189V162H188V159H189ZM192 157V156H191ZM193 157L195 158V156L193 155ZM236 157V156H235ZM5 158V157H4ZM18 158H19V155H18ZM37 158V157H36ZM44 158V157H43ZM57 158V157H56ZM165 158V157H164ZM171 158H173V157H171ZM193 158V159H194ZM256 158V157H255ZM1 159V158H0ZM17 159V158H16ZM46 159V158H45ZM65 159V158H64ZM147 159V158H146ZM177 159H179V158H177ZM193 159H191L192 161H193ZM240 159V158H239ZM241 159H242V157H241ZM257 159V158H256ZM22 159H20V161H21ZM24 161L26 160V159H23ZM22 160V161H23ZM28 160H29V158H28ZM44 160V159H43ZM47 160V159H46ZM45 160V161H46ZM58 160V159H57ZM144 160V159H143ZM143 160H141L140 161V165H144V163H143ZM170 160V159H169ZM190 160V159H189ZM27 161V160H26ZM33 161V159L31 160V162ZM39 161H40V159H39ZM42 161V160H41ZM40 161V162H41ZM48 161V160H47ZM62 161V160H61ZM130 161V160H129ZM131 161H132V159H131ZM130 161V162H131ZM179 161V160H178ZM177 161V162H178ZM194 161H195V159H194ZM235 161V160H234ZM238 161V160H237ZM29 162V161H28ZM33 162H35L36 163V161H35V159H34V161ZM32 162V163H33ZM37 162H38V158H37ZM64 162V161H63ZM109 162V161H108ZM138 162H139V160H138ZM182 162V161H181ZM196 162V161H195ZM253 162V161H252ZM256 162V161H255ZM2 163H4L3 161H2ZM25 163V162H24ZM34 163V164H35ZM49 163V162H48ZM47 163V164H48ZM123 163V162H122ZM191 163V162H190ZM236 163V162H235ZM235 163H233V164H235ZM263 163H264V161H263ZM1 164V163H0ZM5 164H6V162H5ZM26 164V163H25ZM33 164V165H34ZM40 164V163H39ZM42 164V163H41ZM46 164V163H45ZM61 164H62V162H61ZM130 164H132V162L130 163ZM135 164H137V163H135ZM147 164V163H146ZM177 164V163H176ZM175 164V165H176ZM237 164V163H236ZM236 164H235V166H236ZM4 164H2V165H0V166H3ZM22 165V164H21ZM38 165V164H37ZM133 165V164H132ZM174 165V166H175ZM183 165V164H182ZM6 166H7V164H6ZM39 166V165H38ZM42 166V165H41ZM44 166V165H43ZM42 166V167H43ZM48 166V165H47ZM106 166H107V164H106ZM125 166H127V165H125ZM136 166V165H135ZM147 166V165H146ZM258 166V165H257ZM27 166H25V168H26ZM62 167V166H61ZM70 167V166H69ZM109 167V166H108ZM123 167V166H122ZM138 167V166H137ZM140 167V166H139ZM138 167V168H139ZM169 167H170V174H168L169 172H168V170H169ZM176 167V166H175ZM198 167H200L199 165H198ZM256 167V166H255ZM9 168V167H8ZM46 168V167H45ZM49 168V167H48ZM47 168V169H48ZM126 168V167H125ZM129 168H131V167H129ZM146 168V167H145ZM145 168H144V170H145ZM213 168V167H212ZM60 169V168H59ZM134 169V168H133ZM216 169V168H215ZM261 169V168H260ZM81 170V169H80ZM147 170V169H146ZM153 170V169H152ZM209 170H211V169H209ZM208 170V171H209ZM254 170H255V168H254ZM262 170V169H261ZM264 170V169H263ZM2 171V170H1ZM129 171H130V173H131V170L129 169ZM150 171V170H149ZM224 171V170H223ZM259 171V170H258ZM3 172V171H2ZM8 172V171H7ZM114 172H116V171H114ZM213 172V171H212ZM222 172V171H221ZM5 173V172H4ZM25 173V172H24ZM130 173H128V174H125V173H121V170H120V172L118 171V174H115L114 175V178L112 179V183H111V187H112V191L113 192H115L116 193V196H117V198L119 199V201L121 202V203H124V201L125 200H127L128 199V197H130L134 192H135V190H136V188L138 187L137 185H133V184H135V183H133V182H130V179H131V174ZM152 173H153V171H152ZM195 173V174H196ZM209 173V172H208ZM247 173H249V171H247ZM264 173V172H263ZM1 174V173H0ZM9 174V173H8ZM16 174V173H15ZM20 174V173H19ZM168 174V175H167ZM256 174V173H255ZM26 176H28V174H25ZM91 175V174H90ZM1 176V175H0ZM134 176V175H133ZM197 176V175H196ZM228 176V175H227ZM234 176V175H233ZM245 176V175H244ZM258 176V175H257ZM264 176V175H263ZM17 177V176H16ZM218 177V176H217ZM223 177H225V176H223ZM9 178V177H8ZM21 178V177H20ZM194 178H197V177H194ZM198 178H200V177H198ZM221 178V177H220ZM240 178H242V177H240ZM10 179V178H9ZM182 179H183V182H182ZM224 179V178H223ZM225 179H226V177H225ZM238 179H239V177H238ZM20 180V179H19ZM24 180V179H23ZM31 180V179H30ZM201 180V179H200ZM203 180V179H202ZM201 180V181H202ZM236 180V179H235ZM131 181H135V178H132L131 179ZM204 181V180H203ZM222 181V180H221ZM200 182V181H199ZM220 182V181H219ZM260 182V181H259ZM16 183V182H15ZM146 183V182H145ZM201 183V182H200ZM204 183V182H203ZM215 183V182H214ZM230 183L232 184V186L233 185H235V182H234V180H232L231 179V181L230 180H226V181H224L223 182V184H225V186H227V185H230ZM238 183V182H237ZM253 183V182H252ZM30 184V183H29ZM141 184H142V182H141ZM17 185V184H16ZM19 185V184H18ZM126 185H128V186H126ZM204 185H206L205 183H204ZM136 188H135V187ZM142 186V185H141ZM140 186V187H141ZM224 186V185H223ZM21 187V186H20ZM139 187V188H140ZM200 187V188H199ZM230 187V186H229ZM238 187H239V185H238ZM262 187V186H261ZM139 188H137V189H139ZM225 188V187H224ZM263 188V187H262ZM18 189H19V187H18ZM227 189V188H226ZM261 188H260V186H258L257 184H251V183H245V184H243V187H242V199H240V205L241 204H243V203H245L246 201L245 200H248L249 201V204L247 205V212L249 213V211L251 210V209H254V211H255V213L253 214V216L251 215V217L248 219V223H249V228H248V233L249 234H246V236H247V241H249L248 243H246V245H245V251H244V253L241 255H236V258H235V260H233L231 257H232V254L231 255H227V253L225 254V252H228V250H229V248H228V246H226V244H225V242L223 243V245H222V247H221V258H222V264H246L247 263V258H253V257H255V252L256 251H258V245H257V240H258V238H259V235H260V233H259V231H257V230H255L254 229V226H256V224H258L259 223V219H260V217L261 216H263L264 217V193H263V191H261L260 190ZM15 190L16 191H18L17 190V188H15ZM44 190V189H43ZM212 190V189H211ZM225 190V189H224ZM110 191V190H109ZM137 191V190H136ZM218 191V190H217ZM214 192V191H213ZM225 192V191H224ZM17 193V192H16ZM204 193V192H203ZM209 193V192H208ZM235 193V192H234ZM6 194V193H5ZM45 194V193H44ZM158 195V194H157ZM189 197L190 199H192V201L191 202H188V200H187V202L188 203H186L185 205H187V207H186V211H187V216L185 217L184 215L182 216V213L180 214L179 213V210L177 209V207H176V205H174V204H176V202L177 203H180V202H178V201H183V200H185V198L186 197ZM225 196V195H224ZM229 195H227V197H228ZM185 197V198H184ZM205 197V196H204ZM207 197V196H206ZM202 200H201V199ZM211 198H212V196H211ZM205 199V198H204ZM213 199V198H212ZM228 199V198H227ZM42 200V199H41ZM143 200V199H142ZM205 201V200H204ZM186 202V201H185ZM234 202V201H233ZM147 203V202H146ZM211 204V203H210ZM224 204V203H223ZM147 205V204H146ZM162 204H161V206H159V207H162L163 206ZM180 206V204H177V206ZM182 205V204H181ZM191 205V206H190ZM212 205H213V203H212ZM221 205V204H220ZM211 206V205H210ZM224 206V205H223ZM147 207V206H146ZM180 207H182V206H180ZM217 207V206H216ZM236 207H237V205H236ZM255 207V208H254ZM134 208V207H133ZM149 208V207H148ZM179 208V207H178ZM184 208H185V206H184ZM218 208V207H217ZM220 208V207H219ZM223 208V207H222ZM230 208H232L233 209V207H230ZM242 208V207H241ZM146 209V208H145ZM176 209L178 210V211H176ZM180 209V208H179ZM243 209H245V208H243ZM147 210V209H146ZM158 210V209H157ZM225 210H226V208H225ZM30 211V210H29ZM166 211V212H165ZM230 211V210H229ZM113 212V211H112ZM217 212H219V215L218 214H216ZM19 213H20V211H19ZM30 213V212H29ZM32 213V212H31ZM204 213V212H203ZM226 213V212H225ZM242 213H244V212H242ZM40 216H41V218H44L45 217V213H44V211L42 210L40 213ZM114 214V213H113ZM130 214V213H129ZM167 214L169 215V214H174L173 216H174V218H175V220H170V218H168L167 217ZM31 215V214H30ZM132 215V214H131ZM146 215V214H145ZM224 216H221L222 218H223V222H224V224H225V229L223 230L224 232H223V234H222V237L223 238H226V239H232V237L234 236V237H236V235H237V231H241V233H242V235L241 236H245V227L244 226H241V225H239V227L237 226L238 225V223H237V221H236V217L238 216H232V215H227V216H229V218H228V220H227V218H226V214H223ZM128 216V215H127ZM203 216V215H202ZM243 216V215H242ZM17 218L19 217V216H16ZM141 217V216H140ZM159 217V216H158ZM125 218V217H124ZM142 219H143V217H142ZM238 219V218H237ZM240 219V218H239ZM30 220V219H29ZM43 220V219H42ZM113 220V219H112ZM243 221V220H242ZM145 222H146V220H145ZM28 223H29V221H28ZM34 223V222H33ZM144 223V222H143ZM245 223V222H244ZM20 223H17L16 225H17V227H18V225H19ZM253 224H255L253 227H251ZM144 225V224H143ZM153 226V225H152ZM189 226V225H188ZM187 226V228H188V230L189 231H187L186 230V234H188L187 235V237L183 234V237H186V239L187 238H189L190 237V235H191V231H190V229H189V227ZM16 227V228H17ZM29 227V226H28ZM40 227V226H39ZM178 227H180L179 225L177 226V228ZM31 228V227H30ZM36 228V227H35ZM185 228H186V226H185ZM257 228V227H256ZM179 229V228H178ZM182 229V228H181ZM180 229V230H181ZM261 229H263V225H261V227H260V230ZM46 230H47V233L49 232H51L52 233V230H51V228L50 227H48V225L46 224ZM90 230V229H89ZM88 230V231H89ZM183 230V229H182ZM34 231V230H33ZM37 231V230H36ZM40 231V230H39ZM111 231V230H110ZM138 231V230H137ZM140 231V230H139ZM35 232V231H34ZM130 232V231H129ZM170 232H172L173 234L172 235H170V236H168L169 235V233ZM137 233H139V232H137ZM152 233V232H151ZM167 234L165 237H167L168 236V238L170 237V240L169 239H164L163 237H161L160 235L161 234ZM185 233V232H184ZM34 234V233H33ZM103 234V233H102ZM163 234V235H164ZM244 234V235H243ZM130 235V234H129ZM162 235V236H163ZM4 236V235H3ZM33 236V235H32ZM34 236H35V234H34ZM134 236V235H133ZM37 237V236H36ZM145 237V236H144ZM1 238H3V237H1ZM0 238V239H1ZM22 238H24V237H22ZM41 238V237H40ZM135 238H136V236H135ZM163 238V239H162ZM237 238V237H236ZM264 238V237H263ZM145 239V238H144ZM149 239V238H148ZM147 239V240H148ZM152 239V238H151ZM208 239V238H207ZM240 239H242V238H240ZM248 239H251L252 240V242H250V240H248ZM4 240V239H3ZM8 240V239H7ZM6 240V241H7ZM32 240V239H31ZM138 240V239H137ZM153 240V239H152ZM5 241V242H6ZM135 241H136V239H135ZM167 241V242H166ZM178 241V242H177ZM208 241V240H207ZM246 241V242H247ZM32 242V241H31ZM139 242V241H138ZM151 242H153V241H151ZM155 242V241H154ZM189 242V241H188ZM228 242V241H227ZM264 242V241H263ZM33 243V242H32ZM37 243V242H36ZM42 243H44V242H42ZM136 243V242H135ZM155 243V244H156ZM1 245H2V243H0ZM4 244V243H3ZM7 244H8V242H7ZM10 244V243H9ZM35 244V243H34ZM150 240L149 241H146L145 243H144V251L146 250V252L147 251H149V252H147V254L149 253V256H148V263L149 264H152L153 263V261L152 260H150L149 258L151 257V255L153 254V251H152V249L149 247L150 245ZM153 244V243H152ZM261 244V243H260ZM40 245V244H39ZM42 245V244H41ZM88 248H87V251H88V253L86 252V254H87V259H86V262H92L93 264H107V258H106V256H105V258L103 259V258H101L100 257V255H99V257H97V258H94L93 256H89L88 254L89 253H91L92 251H93V253L95 252V250L97 249V247H98V244L96 245L95 244V240H94V236H91V237H89V242H88ZM135 245V244H134ZM140 245V244H139ZM5 246V245H4ZM137 246V245H136ZM134 247V249L135 248H137V247ZM261 246H263V245H261ZM10 247V246H9ZM37 247V246H36ZM104 247V246H103ZM119 247V246H118ZM141 247V246H140ZM152 247V246H151ZM153 247H155L154 246V244H153ZM180 247V246H179ZM183 247H185V248H183ZM1 248V247H0ZM11 248H13V247H11ZM30 248H33L34 249V247H30ZM155 248H158L157 246L155 247ZM162 248V249H163ZM175 248V247H174ZM32 249V250H33ZM107 249V248H106ZM138 249V248H137ZM177 249V248H176ZM174 250V251H177V250ZM179 249V248H178ZM261 249V248H260ZM264 249V248H263ZM102 250H104V249H102ZM168 250H170V248L168 249ZM205 250H207L206 248H205ZM8 251V250H7ZM7 251H4V252H2V250H1V252H0V264H11L12 263V261H14V260H12L11 258V256L9 255V252H7ZM41 251V250H40ZM86 251V250H85ZM130 251V250H129ZM156 251H159V250H156ZM155 251V252H156ZM164 251V253H163V256L161 257L162 259L161 260H163L164 262V264H168L167 262H172V261H170L171 260V258H172V260H174V263L173 264H176L175 262H176V259H177V255L179 254L178 252H175V253H171L172 251H166V249L165 250H163ZM180 251V250H179ZM259 252V251H258ZM264 252V251H263ZM11 253H12V251H11ZM131 255H133L134 256V253H133V249L131 250ZM178 253V254H177ZM182 253V252H181ZM13 254V253H12ZM35 254V253H34ZM124 254H126V253H124ZM127 254H129V253H127ZM157 254H159V253H157ZM177 254V255H176ZM182 254V255H183ZM186 254V253H185ZM33 255V254H32ZM106 255H109V254H106ZM188 255V254H187ZM260 255V254H259ZM154 256H155V254H154ZM22 257V256H21ZM14 258V257H13ZM35 258V257H34ZM125 258V257H124ZM130 258L131 259H134V264H136L137 263V259L135 258V257H131L130 256ZM158 258V257H157ZM156 258V259H157ZM128 259V258H127ZM181 259V258H180ZM187 259V261H193V259H191V258H189V257H187L186 258ZM126 260V259H125ZM129 260V259H128ZM132 261V260H131ZM130 261V262H131ZM159 261V260H158ZM157 261V262H158ZM31 262V261H30ZM152 262V263H151ZM263 262V261H262ZM117 263V262H116ZM127 263V262H126ZM162 263V262H161ZM13 264H15V262L13 263ZM90 264V263H89ZM118 264V263H117ZM139 264V263H138ZM157 264V263H156ZM177 264H182V261L180 260V262H179V260H178V263ZM263 264H264V262H263Z\"/></svg>",
    "mask_w": 264,
    "mask_h": 264
}]
</instances>
